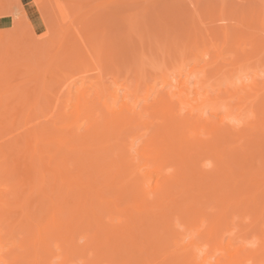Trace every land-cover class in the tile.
Listing matches in <instances>:
<instances>
[{"label": "bare ground", "instance_id": "1", "mask_svg": "<svg viewBox=\"0 0 264 264\" xmlns=\"http://www.w3.org/2000/svg\"><path fill=\"white\" fill-rule=\"evenodd\" d=\"M6 1V0H5ZM18 1V0H17ZM57 1V0H55ZM248 1V0H247ZM9 2V1H8ZM58 2V1H57ZM75 2V1H74ZM114 2V1H113ZM244 2H246L244 0ZM42 3V1H41ZM44 3V2H43ZM47 3V1L45 2ZM44 3V4H45ZM52 3V2H51ZM19 4L18 2L16 3V5ZM43 4V5H44ZM50 4V3H49ZM48 4V5H49ZM59 4V3H58ZM62 4V3H60ZM65 4V3H64ZM37 5V4H36ZM47 5V4H46ZM56 5V4H55ZM66 5V4H65ZM64 5V6H65ZM74 5V4H72ZM78 5H81V4H78ZM40 6V5H39ZM45 6V5H44ZM43 6V7H44ZM52 6V5H51ZM57 6V5H56ZM67 6V5H66ZM20 7V6H19ZM17 7V8H19ZM38 7V5H37ZM76 7V6H75ZM103 7V6H102ZM9 8V7H8ZM21 8V7H20ZM39 8V7H38ZM49 8V6H48ZM58 8V6H57ZM84 8V7H83ZM195 8H197L195 6ZM199 8V7H198ZM64 9V8H63ZM74 9V8H73ZM13 10V9H12ZM55 10V9H54ZM72 10V9H71ZM95 10V9H94ZM195 10V9H194ZM46 11V10H45ZM65 11V10H63ZM70 11V10H69ZM98 11V10H96ZM25 12V11H24ZM40 12V11H39ZM49 12V11H48ZM138 12V11H136ZM146 12V11H145ZM198 12V11H197ZM256 12V11H255ZM1 13V12H0ZM47 13V12H46ZM54 13V12H53ZM66 13V11H65ZM69 13V12H68ZM85 13H88V12H85ZM83 14L82 16L86 15L88 17L87 14ZM92 13V12H91ZM95 13V12H93ZM97 13V12H96ZM95 13V14H96ZM131 13V12H130ZM223 13V12H222ZM14 14V13H13ZM103 15L102 13H98L99 16ZM139 16L140 15V12L138 13ZM137 14V15H138ZM173 14V13H172ZM220 14V13H219ZM245 14V13H244ZM255 14V13H254ZM9 15V14H8ZM48 15V14H47ZM70 15V14H69ZM106 15V14H105ZM171 15V14H170ZM177 15V14H176ZM196 15V14H195ZM218 15V14H216ZM80 15V17H82ZM93 16H95L93 14ZM130 15H128L129 17ZM143 16V15H142ZM141 16V17H142ZM148 16V15H147ZM167 16V15H165ZM174 16V14H173ZM255 16V15H254ZM14 17V16H13ZM56 17V16H55ZM60 17V16H58ZM78 17V16H77ZM90 17V16H89ZM105 17V16H104ZM107 17V16H106ZM127 17V16H126ZM126 17H124V20H130L129 18L126 19ZM131 17V16H130ZM134 15H132L131 19L135 20L134 18ZM170 17V16H169ZM178 17V16H176ZM194 17V16H193ZM197 17V16H196ZM218 17V16H217ZM27 18V17H26ZM25 18V19H26ZM43 18V17H42ZM84 18V17H82ZM97 18V17H96ZM99 18V17H98ZM97 18V19H98ZM136 18V17H135ZM146 18V17H144ZM155 18V17H154ZM158 18V17H157ZM161 18V16H160ZM172 18V17H170ZM213 20H214V17H212ZM219 18V17H218ZM222 18V17H221ZM244 18V17H243ZM247 18V17H246ZM255 18V17H254ZM67 19V18H66ZM78 19V18H76ZM81 19V18H80ZM93 19V18H92ZM156 19V18H155ZM195 19L192 18V20ZM198 19V18H197ZM224 19V17H223ZM264 19V18H263ZM13 20H15L13 18ZM17 20V19H16ZM54 20V19H53ZM74 20V19H73ZM72 20V21H73ZM91 20V19H90ZM106 20V19H105ZM132 20V21H133ZM149 20V19H148ZM151 20V19H150ZM149 20V21H150ZM172 20H176L172 18ZM210 20V19H209ZM20 21V20H18ZM24 21V20H23ZM47 21V20H46ZM59 21V20H58ZM57 21V22H58ZM61 21V20H60ZM92 21V20H91ZM96 21V20H95ZM148 21V22H149ZM168 21V19L166 20ZM170 21V20H169ZM177 21V20H176ZM202 21V20H201ZM216 21V19H215ZM221 21V20H220ZM246 21V20H245ZM261 21V20H260ZM70 22V21H69ZM81 22V21H80ZM83 22V21H82ZM86 22V21H85ZM94 22V21H93ZM127 22V21H126ZM130 22V21H129ZM127 22V23H129ZM137 22V21H136ZM153 22H154V19H153ZM178 22V21H177ZM185 22H189V21H185ZM191 22V21H190ZM213 22V21H212ZM219 22L216 21L214 23H217ZM243 22V21H242ZM255 22V21H253ZM262 22V21H261ZM73 25L75 24V22H71ZM88 23V22H87ZM97 23H101V22H98ZM132 23V22H130ZM141 23V22H140ZM143 23V22H142ZM156 23H158L156 21ZM212 23V25H217V24H214ZM224 23V22H223ZM222 22H220V24H222L221 26L224 28V24ZM48 24V23H47ZM50 24V23H49ZM70 24V25H72ZM104 24V23H103ZM122 24V23H121ZM134 24V23H133ZM166 24V23H165ZM173 24V23H172ZM176 24V23H174ZM200 24V23H199ZM206 24H208V22H206ZM226 24V22H225ZM258 24L259 21H258ZM264 24V23H263ZM24 25V24H23ZM56 25V24H55ZM60 25V23L58 24ZM63 25V23H62ZM66 26V24H64ZM87 25V24H86ZM106 25V24H105ZM124 25V24H123ZM157 25V24H156ZM189 25V24H188ZM198 25V23H197ZM250 25V24H249ZM22 26V25H21ZM31 26V24L29 25ZM67 26H69V23L67 24ZM76 26V25H74ZM104 26V25H103ZM109 26H111L109 24ZM107 26V27H109ZM113 26V25H112ZM154 26V25H153ZM167 26V25H166ZM169 26V24H168ZM187 26V25H186ZM195 27V25H193ZM220 26V25H219ZM228 26V25H227ZM253 26V25H252ZM261 26V25H260ZM260 26H258V30L260 28ZM14 27V26H13ZM48 27V26H47ZM46 27V28H47ZM53 27V26H52ZM59 27V26H58ZM73 27V26H72ZM84 27V26H83ZM89 28V25L87 26ZM91 27V26H90ZM97 27V26H96ZM102 26H99L98 24V28H100ZM106 27V26H105ZM122 27V26H121ZM126 27V26H125ZM124 27V28H125ZM152 27V26H150ZM158 27V26H157ZM174 27V26H173ZM185 27V26H183ZM203 27V26H202ZM245 27V25H244ZM251 27V25L249 26ZM263 29H264V26H262ZM64 28V27H62ZM78 28L77 30L80 31V27H77ZM86 27H84V30H85ZM103 28V27H102ZM111 28V27H110ZM109 28V29H110ZM206 28V27H205ZM217 29V27H215ZM221 28V27H220ZM226 28V27H225ZM69 29V28H68ZM75 29V28H74ZM82 29V28H81ZM108 29V28H106ZM121 29V28H119ZM127 29V28H126ZM140 29V28H139ZM150 29V28H149ZM152 29V28H151ZM186 29V28H185ZM195 29V28H194ZM198 29V27H197ZM204 29V28H203ZM211 28L209 29H206V30H210ZM47 30V29H46ZM64 30V29H63ZM62 30V31H63ZM91 30V29H89ZM96 30H98L96 28ZM115 30V29H114ZM156 30V28H155ZM170 30V29H169ZM191 30V29H190ZM212 30V29H211ZM218 30V29H217ZM220 30V29H219ZM218 30V31H219ZM257 30V29H256ZM50 31V30H49ZM61 31V32H62ZM82 31V30H81ZM100 32V30H98ZM110 31V30H109ZM125 31V30H124ZM132 31V29L130 30ZM137 31V30H136ZM142 31V30H141ZM148 31V30H147ZM184 31V30H183ZM182 31V32H183ZM202 31V30H201ZM224 32H226V29L225 30H222ZM53 32V31H52ZM51 32V33H52ZM58 32V31H57ZM87 32L88 29H87ZM144 32V31H143ZM146 32V31H145ZM149 32V31H148ZM147 32V33H148ZM168 32V31H166ZM197 32V30H196ZM204 32V31H203ZM242 32V31H241ZM257 32V31H255ZM55 33V32H54ZM60 33V32H59ZM80 33V32H79ZM91 33V32H90ZM96 33V32H95ZM124 33V32H123ZM152 33V32H151ZM163 33V32H162ZM192 33V32H191ZM195 33V31H194ZM213 33V32H212ZM212 33L209 32V34L211 35ZM216 33V32H215ZM214 33V34H215ZM219 33V32H217ZM228 33V30L227 32ZM254 33V32H253ZM257 33L260 34V32L258 31ZM57 35V33H55ZM68 34V32H67ZM66 34V36H68ZM72 34V33H71ZM83 34V32H82ZM103 34V33H102ZM146 34V33H145ZM181 34V33H180ZM186 34V33H185ZM189 34V32L187 33ZM198 34V33H197ZM205 34H206V31H205ZM208 34V35H209ZM213 34V35H214ZM223 34V33H222ZM225 34V33H224ZM231 34V33H230ZM239 34V33H238ZM48 35L50 36V34L48 33ZM55 35V36H56ZM64 35V34H63ZM75 35V34H74ZM72 34V37L74 36ZM87 35V34H86ZM89 35V34H88ZM87 35V36H88ZM94 35V34H93ZM99 35V34H98ZM157 35V33H156ZM176 35V34H175ZM196 35V33H195ZM199 35V34H198ZM202 36H206V35H203V33L201 34ZM212 35V36H213ZM233 35V34H232ZM256 35V34H255ZM261 35V34H260ZM14 36V35H13ZM71 36V35H70ZM100 36V35H99ZM190 36V35H189ZM215 36V35H214ZM225 40L228 42V40L230 39V42H231V39L233 41V38H236L235 36L232 38L230 36V38L228 39L229 37V33L228 34H225ZM228 36V37H227ZM258 36V35H257ZM61 37V35H60ZM71 37V38H72ZM82 39H83V36L81 35ZM85 37V36H84ZM117 37V36H116ZM159 37V35L157 36ZM175 37V36H174ZM183 37V36H182ZM185 37V36H184ZM188 37V36H187ZM198 37V36H197ZM208 37V36H207ZM207 37H203V38H207ZM220 37V36H219ZM255 37V36H254ZM259 37L261 36H258V39ZM16 38V37H15ZM46 38V37H44ZM63 38V37H62ZM66 37L64 36L63 40L65 39ZM69 38V36H68ZM97 38V37H96ZM121 38V36H120ZM119 38V39H120ZM195 38V37H194ZM194 38H191V39H194ZM201 38V37H200ZM256 38V37H255ZM74 39V38H73ZM185 39V38H184ZM224 39V38H223ZM251 41L253 38H250ZM249 39V40H250ZM261 40H263L262 38H260ZM15 40V39H14ZM40 40V39H39ZM51 40V39H50ZM54 40V39H53ZM60 40V39H59ZM62 40V41H63ZM67 40V39H66ZM65 40V41H66ZM72 40V39H71ZM70 40V41H71ZM84 40V39H83ZM90 40V39H89ZM97 40V39H96ZM95 40V41H96ZM113 40V39H112ZM121 40V39H120ZM145 40V39H144ZM186 40V39H185ZM189 40V39H187ZM224 40V42H225ZM58 42V38L56 40ZM70 41H68L67 43H69ZM78 41V40H77ZM87 40H85L86 42ZM91 41V40H90ZM126 41V40H125ZM137 41V40H136ZM140 41L142 42V40L140 39ZM171 41V39H170ZM177 41V40H176ZM184 41V40H183ZM197 41V40H196ZM204 41V40H203ZM206 41V40H205ZM204 41V42H205ZM239 41V40H237ZM240 41H243L242 39H240ZM245 41V40H244ZM251 41H247V42H251ZM254 42L256 40H253ZM32 42V41H31ZM80 42V41H79ZM92 42V41H91ZM101 42V41H100ZM106 42V41H104ZM116 42V41H115ZM130 42V41H129ZM135 42V41H134ZM146 42V41H145ZM180 42V41H178ZM198 42V41H197ZM200 42V41H199ZM203 42V43H204ZM207 42V41H206ZM229 42V43H230ZM247 42L245 41V43L247 44ZM260 41H257V43L259 44V46L261 45L259 43ZM263 42V41H261ZM55 43V42H54ZM62 43V42H61ZM76 43V42H75ZM89 43V42H88ZM94 43V42H93ZM108 43V42H107ZM111 43V42H110ZM119 43V42H118ZM151 43V42H150ZM154 43V42H153ZM161 43V42H160ZM169 43V41H168ZM174 43V42H173ZM185 43V42H184ZM184 43L181 42V44L183 45ZM191 43V42H189ZM226 43V42H225ZM244 43V44H245ZM256 43V42H255ZM254 43V44H255ZM40 44V42H39ZM59 45V49L58 47L56 46L54 52L57 53V51H60V46H62L61 48L63 49V45L66 44L64 41L62 44L58 43ZM96 44V42L94 43ZM98 44V43H97ZM100 44V43H99ZM138 44V43H137ZM152 44V43H151ZM179 45L177 46L178 47V51L180 52V50H182V47H181V44L178 43ZM198 44V43H197ZM14 45V44H13ZM35 45V44H34ZM43 45V44H42ZM69 45V44H68ZM111 45V44H110ZM109 45V46H110ZM117 45V44H116ZM121 45V44H120ZM118 45V49L123 45ZM129 45V44H128ZM156 45V44H155ZM160 45V44H159ZM164 45V44H162ZM166 45V44H165ZM186 45V43H185ZM190 45V44H189ZM224 45V43H223ZM252 45V44H251ZM257 45V44H256ZM53 46V45H52ZM51 46V47H52ZM66 46L65 49H67V44L64 45ZM90 46V45H89ZM96 46V45H95ZM101 46V45H100ZM105 46V45H104ZM120 46V47H119ZM154 46V45H153ZM158 46V45H157ZM184 46V45H183ZM226 46H228L226 44ZM246 46V45H245ZM253 46V45H252ZM262 46V45H261ZM260 46V47H261ZM15 47V46H14ZM21 47V46H19ZM32 47V45L30 46V48ZM34 47V46H33ZM37 47V45H36ZM44 47V45H43ZM70 47V46H69ZM68 47V49H69ZM72 47V46H71ZM76 47H78V44L76 45ZM88 47V46H87ZM98 47V46H97ZM121 47V48H122ZM166 47V46H165ZM181 47V49L179 48ZM185 47V46H184ZM187 47V46H186ZM254 47H258V46H254ZM253 47V48H254ZM29 48V50H30ZM72 48H75V47H72ZM105 48V50L108 48V46L106 47H103ZM112 48V46H111ZM131 48V47H130ZM206 49L201 53L200 51L197 52V54L194 55V61L192 60L193 58L190 59V62L192 60V62L195 63V61H197L198 63L199 60L201 59H206L207 58V55H209V52H210V48L208 47H205ZM251 48V46H250ZM252 48V49H253ZM1 49V48H0ZM15 49V48H14ZM20 49V48H19ZM32 49V48H31ZM34 52L39 51V50H44L40 44V47L38 46L37 49H35V47L33 48ZM50 49H54L53 48H50ZM61 49V50H62ZM64 49V50H65ZM66 50L64 52V54H61V53H57L55 54L54 57H51L48 59L49 61V66H48V63L47 66H48V70H50V67H52L55 62L59 64V68H58V65H57V68L61 71L63 70L62 68L65 67L66 62L68 63L70 57V54L68 52H70V49L69 50ZM110 49V48H108ZM107 49V50H108ZM146 49V48H145ZM162 50V48H160ZM166 49V48H165ZM186 49V48H185ZM248 48H246L247 50ZM255 49V48H254ZM253 49V50H254ZM89 50V49H88ZM93 50V49H92ZM104 50V51H105ZM130 50V49H129ZM143 47H141V51H143ZM156 50V49H155ZM188 50V48H187ZM186 50V51H187ZM194 50V49H193ZM245 51V48L243 49ZM262 50V49H261ZM7 51V50H6ZM21 51V50H20ZM33 51L30 50V53L29 55L31 56L32 54H34V56L32 55L33 59H35V55L36 53H34ZM72 51V50H71ZM79 51V50H77ZM82 51V50H81ZM90 51V50H89ZM103 51V52H104ZM175 51V50H174ZM185 51V50H184ZM250 51V49H249ZM247 51V52H249ZM33 52V53H32ZM74 52V51H73ZM80 52V51H79ZM91 52V51H90ZM89 52V53H90ZM132 52V51H131ZM158 52V50H157ZM163 52V51H162ZM162 52H159V55L162 53ZM165 52V51H164ZM168 52V51H167ZM193 52V51H192ZM191 52V53H192ZM255 52V51H253ZM264 52V50H263ZM5 53V52H4ZM11 53V52H10ZM9 53V55H10ZM32 53V54H31ZM84 53V52H83ZM95 53V52H93ZM91 53L93 56H96L95 54ZM100 53V52H99ZM128 53V52H127ZM130 53V52H129ZM133 53V52H132ZM175 53H177V51H175ZM200 53V54H199ZM243 53V52H241ZM245 53V52H244ZM3 55V53H1ZM6 54H8V52H6ZM5 54V55H6ZM12 54V53H11ZM27 54V53H26ZM40 55L36 56L38 59H40L39 57H41V53L39 52ZM46 54V53H45ZM61 54V55H60ZM81 54V53H80ZM106 53H104L105 55ZM109 54H110V51H109ZM114 54V53H113ZM135 54V53H134ZM143 57L145 56V60H146V55L147 53H142ZM154 54V53H153ZM163 54V53H162ZM170 54V53H169ZM169 54H168V57H169ZM182 54V51L181 53H178V55ZM249 54V53H248ZM252 54V53H251ZM4 55V58H6V56ZM44 55V54H43ZM49 55V54H47ZM51 55V54H50ZM103 55V56H104ZM128 55V54H127ZM174 55V54H173ZM189 55V54H188ZM222 55V54H221ZM245 55V54H244ZM254 55V54H252ZM8 56V55H7ZM12 56V55H11ZM46 56V55H45ZM80 56V55H79ZM99 55H97L98 57ZM102 56V55H101ZM109 56V55H108ZM115 56V54H114ZM165 56V55H164ZM171 56V55H170ZM182 56V57H181ZM180 56V59L182 58V60H187V56L185 55V52ZM193 56V55H192ZM256 56V55H255ZM260 56V55H259ZM9 57V56H8ZM27 57V56H26ZM31 57V58H32ZM84 57V56H83ZM87 57V56H86ZM92 57V56H91ZM95 57V58H97ZM179 57V56H178ZM185 57V59H184ZM226 57H229V56H226ZM225 57V58H226ZM251 57V56H250ZM254 57V56H253ZM258 57V56H256ZM2 57V60L4 59ZM11 58H15L14 56H12ZM119 58V57H118ZM154 58V57H153ZM163 58V57H162ZM171 58V57H170ZM237 57H235L234 59L236 60ZM245 58V57H244ZM249 58V56H248ZM259 59H257L258 61L261 60L262 58L261 57H258ZM1 59V58H0ZM9 60V63L11 62V64L14 63V61L16 62V59L15 60H12L10 58H8ZM33 59H30L29 60H33ZM79 59V57H78ZM81 59V58H80ZM79 59V60H80ZM85 59V58H84ZM100 59V58H99ZM111 59V58H110ZM151 59V58H150ZM256 59V58H255ZM45 60V59H44ZM51 60V61H50ZM68 60V61H67ZM71 60V59H70ZM73 60V58H72ZM78 60V61H79ZM90 60V59H89ZM97 60V59H96ZM125 60V58H124ZM181 60V61H182ZM207 60V59H206ZM233 60V58L231 59ZM242 60V58H241ZM247 60V58H246ZM250 60V59H249ZM252 60V59H251ZM5 61V65L4 67V70H7V67L6 66H9L10 65H6L7 64V61ZM28 61V60H27ZM26 61V62H27ZM36 61V60H35ZM58 61V62H57ZM76 60V62L78 63L79 65V62ZM83 61V59L81 60ZM91 61V60H90ZM95 61V59H94ZM98 61V60H97ZM110 60H108L109 62ZM135 61V59L133 60ZM189 61V58L188 60ZM187 61H183L181 64V66L179 65V68L178 66L175 68L176 71H177V68H178V71L180 72L179 74L183 75L184 74V79H183V76L180 75L181 80H176L172 79V82L170 81L169 79V75L165 76L163 81L165 84H172L173 87H174V90H176V92H178L177 95L178 97H176V99L179 101L180 104L178 105H182V107H185L187 108V111L186 112H189L188 109L190 110V112H193V113H197L198 112H202L203 108L207 106V104H210L211 107L213 108V111L215 112H219V111H223L225 109H227V112L228 114L233 117V122H237L236 120H238L242 113L244 116H242V124H244L247 120V124H249V127L246 126L244 124V127H248L247 130H246V137L250 136L249 134H251V138H252V135L254 137V133L259 130L258 133H260L258 135V133L256 132L255 135L257 134V137L258 140L260 138H262L261 140H256V139H251L249 140V137L247 140V142H249V144H251V146L255 145V150L249 145L247 147H251V151L248 150L245 148L244 150H242L241 152V149H239L240 147H243L244 146H240L239 145H236L235 143V146H232V147H228V151H230V155L228 153L227 150H225V146L226 143L228 140H230V138H232L230 135H231V132L233 133L234 131H231L228 133V130H225V125L226 124H222L220 121V123L218 121H216L220 126V124H222L224 126V130H220L217 129V131H215L216 133H219L218 135H220V139L218 138V136L216 138L215 141L213 139V141L215 143H213L211 140V137H210V143L212 144H209L208 142L205 143L204 141V144L203 142H193V143H189L188 142V138L185 133L187 134L188 131H194V130H189L192 128L193 124H191V120H190V123H189V118L187 119V117H185V121H179L178 118H177V115H176V112H175V105L173 104L174 102H176V100L173 102L171 100V102L168 100L166 101L165 98L162 99V100H165L166 102H159L160 106L158 107V109H160V111H158V109L156 108V106H154L155 109H151L149 112H147V107H146V104H145V107L146 109L144 108V110L142 112H139L137 115L134 114V112L131 111V115H130V112H128L127 110V106L125 104H123L122 102V107L118 108L119 111H118V115L117 116H114L113 113L117 112H112L110 111V114H102L101 112V109L98 108L94 103L93 101H91V95L92 94H88V93H84V94H80L78 95V92L77 94L75 93H72L71 89L69 88L68 86V89L70 90L68 92L67 90V94H69V96H65L66 99L64 98V102H61L60 100V97H57V96H54L53 92L47 90L49 86V84H47V82H51V81H48L45 82V78L46 76H44L43 74H48V70L46 69L47 73H44L46 72L45 70H43L44 66L46 65L45 63L43 62H40V60L36 61V62H39V67H36L33 68L31 65V62L27 65H25L26 67H29L30 69L29 70H33L35 72V74L31 73L30 74L33 76L31 78V75L29 76L31 80H29L28 78V82H26V84L30 83L32 84L33 82V79L35 78L36 76V79H34V82H39L41 83L40 85H42V82L41 80L44 78V81H43V85L45 83V86L42 85L41 86H37L39 85V83H35L34 86H31L30 89H24L22 92L19 90L16 91L18 93H16L15 91L11 90L10 91V87L5 85V81L3 82V79H1L2 77L0 76V85L3 87H5L4 91L3 89L0 90V137H2L3 133V137L6 139V137L8 138L9 135L5 136V133H7V131L10 133L14 131L15 132H18V130H20V134L24 133L23 135V138L19 137L18 135V138L17 136H15L16 134L14 133H9L10 135L14 134L13 138H10L8 140H5V141H2L4 138H0L1 140V143H0V231L4 232V231H7V232H4V235L5 237H1L2 239L5 238V240L7 241V243H10V244H15V241H12V242H8V241H11L13 240L14 238L16 239L18 237V235L16 236V233L18 234L19 232L20 233H25V236L23 237L24 239H20L21 237H18L21 241H23L24 243L27 242L29 245V248L25 250V253L24 251H22V253L18 254V253H14L12 251L7 250L8 248V245H3L0 244V262H2V264H51L49 259H52V257L54 256V258L57 259V256L59 258L60 255H62L61 253H63V251L66 252V258H64V255L63 254L62 256V260L63 258L64 259H67L68 260V256L70 255V253H72L73 250L77 249V243H76V237H77V234L79 232H83V231H89L88 233V239L89 240V244L87 246V244H85L86 246H83V245H80L82 247H85V250H86V247H87V250L86 251H93L92 248H94V250L96 248H101L99 251L100 252H103L101 256H108L111 257L110 260H112V263L114 264H146L148 261V259L146 258V254H151L153 253V255H157L159 256V262L155 263V264H211L210 262L212 261L213 258H216V256L218 255L217 253L219 252V254L222 253L223 258H220L218 259V261L215 263V264H264V196L261 195L260 192H258V196L259 198L257 199V194H253L255 192H257L258 190H256V187L260 186L262 187L264 185V160H262L259 164V162H257V159L260 157H258V154L259 156L261 155H264L262 154L261 152H263V150L261 151L260 149L263 148H260L261 147V144L263 143L262 141L264 140V119H263V116L261 118V116H259V120L257 119V114L256 112V103L257 102L256 100H260L259 98V95L257 93H254V98L250 97V93H252L254 91V89H257L260 88L261 91L264 92V81L263 83L261 84V82L258 81V79L260 78H255L257 81H253L251 82H248L249 84H252L249 86V84H246L243 82V86L242 85H238V77L240 75H238V73H236L238 76H237V84L236 82H233L234 79H235V76H233V80L232 78L230 80H227V86L228 84L230 86H232L231 88H234V91L230 93L228 87H226L228 90L226 91H229L227 94L230 95L228 98H223L225 96H222V97H217L218 98H215L214 99V96L212 99H210L212 96H209L207 97L206 96V99H203V98H198L196 96V94H193L192 93V90L189 91V88L187 90L184 89L187 84V86L189 85L190 83V80L193 76V74H195L196 72L198 71H203L206 70L207 68L210 67V69L212 68L213 70V64L206 67V69H191L190 71L186 72L185 71H182L184 69V67L186 66V64H188L189 62ZM202 61V60H201ZM223 61V60H222ZM226 61V60H225ZM239 61V60H238ZM248 61V60H247ZM257 61V62H258ZM35 62V63H36ZM87 62V61H86ZM85 62V64H86ZM93 62V61H92ZM96 62V61H95ZM100 62V60L98 61ZM107 62V60H106ZM140 62V61H139ZM138 62V64H139ZM180 62V60H179ZM186 62V63H185ZM218 62V61H217ZM216 62V63H217ZM237 62V61H236ZM235 62V63H236ZM248 62H251V61H248ZM254 62V61H253ZM256 62V63H257ZM262 62V61H261ZM8 63V64H9ZM40 63H43V64H40ZM65 63V64H64ZM70 63V62H69ZM75 64V62H73ZM136 63V62H135ZM148 63V62H147ZM150 63V62H149ZM152 63H155V62H152ZM185 63V64H184ZM197 63V64H198ZM215 63V64H216ZM238 63V62H237ZM255 63V62H254ZM253 63V65H254ZM255 63V64H256ZM260 63V61H259ZM81 64V63H80ZM102 64V63H101ZM129 64V63H128ZM133 64V63H132ZM151 64V63H150ZM179 64V63H178ZM214 64V65H215ZM224 64V63H223ZM228 64V63H227ZM250 64L251 66V63H248ZM262 64V63H260ZM263 64H264V61H263ZM23 65V64H22ZM41 65V66H40ZM56 65V64H55ZM87 65V64H86ZM94 65V64H93ZM96 65V64H95ZM177 65V64H175ZM199 65V64H198ZM222 66V64H220ZM230 65V64H229ZM228 65V66H229ZM233 65V63H232ZM246 65V63H245ZM244 65V66H245ZM259 65V64H258ZM12 66V65H11ZM17 66V65H16ZM20 66V65H19ZM31 66V67H30ZM63 66V67H62ZM70 66V65H69ZM68 66V67H69ZM75 66V65H74ZM81 66V65H80ZM249 65H247L248 67ZM262 66V65H261ZM259 66V68H263ZM35 67V66H34ZM41 67V68H40ZM43 67V68H42ZM46 67V66H45ZM55 67V66H54ZM52 67V68H54ZM73 67V66H72ZM84 67V66H83ZM140 67V66H139ZM215 67H217L215 65ZM219 67V66H218ZM231 67V66H230ZM241 67V66H240ZM256 67V66H255ZM51 68V69H52ZM96 68V67H95ZM131 68V67H130ZM133 68H134V65H133ZM204 68V67H202ZM229 68V67H228ZM252 68V66H251ZM28 69V68H27ZM39 69V70H38ZM65 69V68H64ZM77 69V68H76ZM90 69V68H89ZM99 69V68H98ZM209 69V70H210ZM216 69V68H215ZM214 69V71H215ZM223 69H225L223 67ZM227 69V68H226ZM237 69L234 67V70ZM239 69V68H238ZM249 69V68H248ZM247 69V73H248V70ZM254 69V68H253ZM252 69V71H253ZM42 70V72H41ZM54 69H52L53 71ZM81 70V69H80ZM101 70V68L99 69ZM132 70V69H131ZM211 70V72H212ZM229 69H227L228 71ZM232 70V69H231ZM230 70V72H231ZM233 70V71H234ZM241 70V68H240ZM2 71V70H1ZM0 71V72H1ZM9 71V70H7ZM27 71V70H25ZM38 73H37V72ZM52 71H50V73H52ZM64 71V70H63ZM68 71V70H67ZM82 71V70H81ZM175 71V72H176ZM177 71V72H178ZM218 71V70H216ZM222 71V72H221ZM221 71H219L221 74V76L219 77H222V75L226 74V71L224 73V70H222L221 68ZM237 71V70H236ZM239 71V70H238ZM251 71V69H250ZM261 71V70H260ZM263 71V69H262ZM259 72V73H262ZM139 72V71H138ZM203 72H200V73H203ZM229 72V71H228ZM257 72H256V76H259V74L257 75ZM42 73V74H41ZM55 73V71L53 72ZM61 73V72H60ZM65 74L66 76H62L65 80L68 79V74L67 72H62L61 74ZM70 73V72H68ZM141 73V72H139ZM138 73V74H139ZM209 73V72H208ZM207 73V74H208ZM213 73V72H212ZM218 73V74H220ZM245 72V74H247ZM39 74V75H37ZM167 73H164L163 75H165ZM199 74V73H197ZM230 75L231 74H234L236 75L235 73L231 72L229 73ZM242 74V72H241ZM201 75V74H199ZM198 75V76H199ZM214 75H215V72H214ZM243 75V74H242ZM253 75H255L253 73ZM252 75V78L254 79ZM262 75V74H261ZM42 76V77H41ZM54 78H57V76L55 77V75L53 74L52 75ZM70 76V75H69ZM197 76V75H196ZM227 76V75H226ZM231 76V77H232ZM249 76V75H247ZM263 76V75H262ZM40 78V80L38 78ZM49 77V76H48ZM202 81H198L199 79L196 78L197 80V83H196V89L198 90L199 87L201 88H207L208 84H211L212 85V81L210 80H207L208 78H210V76H208V78H204V77H207L202 75ZM215 77V76H213ZM219 77L217 78L216 81H218ZM174 78V77H173ZM198 78H201V77H198ZM229 79V77H225V80L226 79ZM244 78V77H243ZM243 78H240V79H243ZM246 78H249V77H246ZM264 78V76H263ZM52 79L49 78V80ZM193 79V78H192ZM101 80V79H100ZM220 80H222L220 78ZM219 80V81H220ZM225 80L223 79V82H225ZM244 80V79H243ZM31 81V82H29ZM55 81L57 82V80L55 79ZM58 81H62L63 82V79H59ZM68 81V80H67ZM126 83L123 84V87L127 89V91H132V89L134 88L133 87V84L131 85L133 88L131 89V86H130V83L127 82V80H125ZM66 82V81H64ZM102 81H100L101 83ZM133 82V81H132ZM221 82V81H220ZM222 82V84H224ZM240 82V81H239ZM4 83V84H3ZM9 82H7L8 84ZM58 83V82H57ZM97 83L99 84L98 80H97ZM128 83V85H127ZM242 83V82H241ZM3 84V85H2ZM48 86H47V85ZM61 84V82L59 83ZM61 87V85H63V83L61 85H59ZM95 84V83H94ZM103 84V83H102ZM99 85V86H102ZM106 84V83H105ZM216 84V83H215ZM221 84V85H222ZM37 87H36V86ZM109 85V84H108ZM226 85V84H225ZM245 85V86H244ZM11 86V85H10ZM57 86V87H58ZM65 86V84H64ZM97 86V87H99ZM105 86V85H104ZM136 86V84H135ZM138 86V85H137ZM207 86V87H206ZM216 86L218 87V89H224L222 88V86H219L216 84ZM241 86V88H239ZM8 87V88H7ZM15 87V86H14ZM33 87V89H31ZM108 87V86H107ZM128 87V88H127ZM130 87V89H129ZM220 87V88H219ZM243 87V88H242ZM247 90H250L251 89L253 90L252 92L248 93L249 91L246 92V89ZM1 88V87H0ZM25 88V87H24ZM72 88V87H71ZM225 88V89H226ZM230 88V89H231ZM109 91L107 92L111 97L114 99V102L116 103V101L118 102V100H121V96H120V93H119V90L118 89H110L108 88ZM107 89V90H108ZM195 89V87H194ZM220 89V91H221ZM239 89H242L239 90ZM39 90V91H38ZM60 90V89H59ZM61 90L62 87H61ZM60 90V91H61ZM103 90V88H102ZM59 91V92H60ZM130 91V92H131ZM135 88H134V91L135 92ZM241 91V93H240ZM257 91V90H256ZM5 92V93H4ZM15 92V93H14ZM39 92H40V95H41V92L43 93V95H41V97H45L48 99V98H51L49 99L48 101H45L46 103H43V105L40 104L41 102V99H40V95H39ZM59 92H56L57 94ZM76 92V91H75ZM103 92V91H102ZM105 92V91H104ZM129 92V93H130ZM159 92V91H158ZM161 92V91H160ZM175 92V93H176ZM224 92V90L222 91ZM221 92V93H222ZM101 93V91H100ZM174 93V92H172ZM171 93V94H172ZM262 93V92H261ZM50 97V95H52ZM105 94V93H104ZM131 94V93H130ZM223 94V93H222ZM249 94V96H248ZM45 95V96H44ZM78 95V96H77ZM103 95V94H102ZM134 95V94H133ZM161 95V94H160ZM163 95V94H162ZM221 95V94H220ZM226 95V96H228ZM247 95L248 98L244 100H241L240 98V101L242 103L239 102V97H242V96H245ZM107 95L105 94L104 95V98L106 97ZM173 96V95H172ZM246 96V97H247ZM253 96V95H252ZM262 96V95H261ZM264 96V95H263ZM53 97H57L54 100ZM62 97V96H61ZM249 97H250V100H249ZM101 97H98V100L99 102L101 101L100 99ZM109 98V99H111ZM129 98V97H128ZM155 98H157L155 96ZM161 98V97H160ZM174 98V97H172ZM236 98V99H235ZM238 98V99H237ZM263 98V97H262ZM46 99V100H47ZM103 99V98H102ZM106 99V98H105ZM105 103H103V108H110L113 110V108H111L112 106L109 105V101L108 99H106ZM168 99V98H167ZM171 99V98H170ZM238 100V103L240 104H243L244 102L247 103V101L250 102V105H248V103L245 105L244 103V107H240L236 110L239 112V116L236 114H234V111H232V106L235 107L236 104H232L231 101L234 103L235 100ZM161 100V99H160ZM263 100V99H262ZM124 101V100H122ZM126 101H128L126 99ZM147 101V100H146ZM149 101V100H148ZM177 101V102H178ZM244 101V102H243ZM261 101V100H260ZM168 102V103H167ZM264 102V101H263ZM61 103V104H60ZM125 103V101H124ZM151 103V102H150ZM237 103V104H238ZM262 103V102H261ZM46 104V105H45ZM53 104V105H52ZM64 105V108L62 107ZM149 104V103H147ZM155 104V103H153ZM158 104V105H159ZM151 105V104H150ZM214 105V106H213ZM216 105V106H215ZM248 105V106H247ZM23 106V107H22ZM50 106V107H49ZM62 109H59L61 108ZM116 106V105H115ZM113 105V107H115ZM264 107V103L263 105H261V107ZM28 107H29V110H28ZM52 107V108H51ZM181 107V106H179ZM238 107V106H237ZM50 108V110L48 109ZM108 108V110H110ZM117 108V106H116ZM129 108V107H128ZM150 108V107H149ZM152 108V107H151ZM178 108V107H177ZM222 108V109H220ZM25 109V112H27V114L24 112ZM27 109V111H26ZM52 109V110H51ZM59 109V110H58ZM71 110H74L72 112H69ZM207 109V108H206ZM220 109V110H219ZM235 108H233L234 110ZM260 109H264V108H260ZM46 110V111H45ZM49 110V113L46 114V112ZM61 110L63 112H61ZM135 110V109H134ZM141 110V109H140ZM146 110V112H145ZM178 110V109H177ZM23 111V112H22ZM45 111V112H44ZM51 111V112H50ZM60 111V113H59ZM136 111V110H135ZM183 111V110H182ZM207 111V110H206ZM264 111V110H263ZM43 112L42 114H39L38 113H41ZM58 112V113H57ZM112 112V113H111ZM138 112V111H137ZM160 113L158 115H161L160 116V119H158L159 121L162 119V121H160L161 125L156 128L152 127V125H154V120L152 121V119L154 117H152L151 119V114L152 115L154 113ZM180 112L177 111V113ZM185 112V113H186ZM242 112V113H241ZM9 113H10V116H9ZM20 113H21V116H20ZM46 115H45V114ZM59 115H57V114ZM133 113V115H132ZM136 113V112H135ZM144 113V114H143ZM203 113H204V110H203ZM22 114H25V115H22ZM181 114V113H180ZM207 114V113H206ZM212 114V113H210ZM225 114V112H224ZM8 115V116H7ZM46 116L45 117V120H43L44 122L42 121H37L38 119V116ZM149 115L150 117V120L147 118V116ZM194 115V114H193ZM201 115V114H200ZM208 115V114H207ZM205 115V116H207ZM217 115V114H216ZM264 115V114H263ZM22 116H24L25 118L23 119ZM114 116V117H113ZM186 116V115H184ZM187 116H191L189 113L187 114ZM210 116V115H209ZM208 116V117H209ZM214 116V114H213ZM257 116V117H256ZM21 117V119L19 118ZM35 117H37V119H35ZM155 117H156V114H155ZM159 117V116H158ZM192 117V116H191ZM196 117V116H195ZM195 117L193 119H195ZM214 117H217V116H214ZM239 117V118H238ZM247 117V118H246ZM32 118H33V121L34 119L37 121V123L35 124V122L33 123L32 121ZM43 118V117H42ZM181 118V117H180ZM200 118L203 119V117L200 116ZM225 118V116H224ZM237 118V119H236ZM241 118H240V121H241ZM246 118V119H245ZM261 118V119H260ZM21 122H23L22 120H24V122L22 124H19V120ZM44 119V118H43ZM148 119V120H147ZM197 119L199 120V118L197 117ZM195 119V120H197ZM218 119V118H217ZM223 119V118H222ZM221 119V120H222ZM235 119V120H234ZM245 119V120H244ZM257 119V120H255ZM12 120V121H11ZM158 120L155 119V121H157L156 123L159 124ZM197 120V121H198ZM206 121V119H204ZM209 120V118H208ZM216 120V119H215ZM11 121V122H10ZM19 121V122H18ZM200 121V120H199ZM199 121L197 122V125L196 123H194V126H195V129L196 127L198 126V123ZM203 121V122H205ZM210 121V120H209ZM226 121V120H225ZM239 121V122H240ZM18 122V124H16ZM20 122V123H21ZM31 122V123H30ZM46 122V123H45ZM153 122V123H152ZM193 122V121H192ZM196 122V121H194ZM227 122V121H226ZM244 122V123H243ZM50 123V124H49ZM215 123V122H214ZM25 124V125H24ZM49 124V125H48ZM205 124V123H204ZM210 124V123H209ZM237 124V123H236ZM242 124H238L237 125V129L238 132L236 131L235 135L237 134H243V132L245 131V129L243 131L239 130L238 128L242 125ZM251 124V125H250ZM17 125V126H16ZM21 125H24L22 129H24V132L21 131V128L17 129L18 126H21ZM140 125H143L144 127H148V132H142L141 133H138L135 131L133 132V128L135 129L136 127L138 128V126L140 127ZM188 125L190 126L191 125V128L189 127L188 128ZM228 125V124H227ZM230 125V124H229ZM228 125V128H232L234 130V127L236 126L234 124V127H232L233 123L230 125L229 127ZM240 125V126H239ZM202 126V124H201ZM200 126V127H201ZM204 126V125H203ZM216 126V125H215ZM16 127V128H14ZM144 127H141V128H144ZM154 129H152V128ZM204 127H207V126H204ZM203 127V130L205 129ZM242 127V126H241ZM240 127V129H241ZM84 128V129H83ZM136 128V129H137ZM188 128V129H187ZM199 128V127H198ZM227 128V129H228ZM250 128V129H249ZM252 128H258L256 131ZM15 129V130H14ZM154 131H152V130ZM194 129V127L192 128ZM200 129V128H199ZM202 129V128H201ZM207 129V128H206ZM214 129V127H213ZM252 129V130H251ZM4 130V131H3ZM6 130V131H5ZM13 130V131H12ZM81 130H83L81 132ZM85 130V131H84ZM143 130V129H142ZM146 130V131H147ZM187 130V132H186ZM198 130V129H197ZM216 130V129H215ZM251 130V131H250ZM254 130V131H253ZM3 131V133H2ZM149 131H152V134L149 132ZM202 130H200L201 132ZM208 131V130H207ZM211 131V129H210ZM241 131V132H239ZM250 131V132H248ZM139 132V131H138ZM190 132V133H191ZM209 132V131H208ZM18 133V134H19ZM132 133H135L132 135ZM194 133V132H192ZM211 133V132H210ZM209 133V134H210ZM227 133L229 134L227 136ZM249 133V134H248ZM2 134V135H1ZM19 134V135H20ZM137 134V135H136ZM141 134V135H140ZM189 134V133H188ZM204 134V132H203ZM241 134L240 139H242L244 136ZM245 134V132H244ZM139 136L141 137L143 140H142V145L135 149L134 152H131L129 151L130 153L128 154H125L124 156L126 157H122V153H121V156H119L120 158H122L123 160L122 161H117V163L115 162L117 156H118V153L114 154L115 155V159L114 161L112 162L111 160V164L110 161L108 162V164L106 165H112L113 163V167L114 165L116 164V167H118V171L116 173H114V175L110 176L109 173L111 172V170H107L106 169V165L103 164V162L108 159L107 157L109 156V154L111 155V153H115L117 151V149H122L123 148V140L124 138L126 137H130V142L132 141L133 139V142H134V139L135 137H132V136ZM200 135V134H199ZM202 135V134H201ZM205 135V134H204ZM234 135V133H233ZM232 135V136H233ZM126 136V137H125ZM243 136V137H242ZM191 137V136H190ZM229 137V139H228ZM242 137V138H241ZM245 137V138H246ZM16 138V139H15ZM21 138V139H19ZM138 138V137H137ZM197 138V137H196ZM235 138V137H234ZM237 138V137H236ZM127 139V138H126ZM128 139V140H129ZM146 139V141H145ZM197 139H200L199 137ZM208 139V138H207ZM206 139V141H207ZM193 140V139H192ZM233 140V142H236V140L234 141V139H231ZM230 140V141H231ZM238 140V139H237ZM12 141V142H11ZM137 141V140H136ZM239 141V140H238ZM241 141L243 140H240L239 143H241ZM244 143L247 144L246 142V139H244ZM256 141V142H255ZM260 141H261V144H260ZM129 142V144H130ZM141 142V141H140ZM139 142V143H140ZM251 142V143H250ZM122 143V145H121ZM127 143V142H126ZM132 143V142H131ZM238 143V142H237ZM242 143V144H244ZM257 144V149L256 148V144ZM133 144V143H132ZM128 145L130 146V148H132V145ZM197 144V145H196ZM199 144V146H198ZM224 144V145H222ZM232 144V143H231ZM193 145V146H192ZM245 145V144H244ZM122 146V148H121ZM128 146H126L124 144V147L125 148H129ZM197 149H200V147H203V148H208V151L209 150H215L214 153L212 151H209L211 154H213L214 156H216V159L217 160H220L219 162H214V156L213 158H210V160L208 159V157L206 158L209 163H208V166L210 168H212V171L210 168H208V166L206 167L204 165V159L201 160V166L204 165L206 167V169H210V171L212 173H210L209 171H204V168L202 172V169L200 171V169H197L198 166H200V164L198 165V161L197 162V159H198V155L199 153L201 154V151L199 153H195L196 151V148ZM199 148H198V147ZM207 146V147H206ZM221 146H223V149H220ZM239 147V148H238ZM129 148V149H130ZM210 148V149H209ZM240 150V154L237 152L234 153V151H239L238 149ZM128 149V150H129ZM133 149V148H132ZM130 149V150H132ZM186 150L188 151H194L192 153H190L189 155H187L186 153ZM190 149V150H189ZM202 149V148H201ZM124 150V149H123ZM247 150V151H246ZM122 151V150H121ZM125 151V150H124ZM133 151V150H132ZM203 151V149H202ZM20 152H21V156H23L22 154H24V159H21L22 157L20 156L18 158V156L20 155ZM102 152V153H100ZM110 152V153H109ZM226 152V153H225ZM233 152V153H232ZM247 152V153H246ZM99 153V154H98ZM207 153V152H206ZM209 153V154H210ZM232 153V154H231ZM98 154V155H97ZM208 154V156H209ZM225 154H227L225 156ZM233 154H237V156L233 155ZM107 155V157H106ZM113 155V154H112ZM128 155V156H127ZM234 159H233V157ZM17 156V157H16ZM188 156V157H187ZM202 156V155H201ZM204 156V155H203ZM14 157V158H13ZM210 157V156H209ZM227 157V158H226ZM235 157H239V161L235 159ZM258 157V158H257ZM110 158V157H109ZM200 158H203V157H200ZM220 158V159H219ZM257 158V159H256ZM118 159V158H117ZM189 159V160H188ZM205 159V160H206ZM214 164H212L213 162ZM226 159H228L229 161H227ZM233 159L237 161L236 162H231V160ZM262 159H264V157L262 156ZM23 160V162L21 161ZM207 160H206V164H207ZM212 163H211V162ZM259 161V160H258ZM70 162H73V166H71L69 163ZM234 163V165L236 166H233V164L231 163ZM22 163V164H21ZM215 163H217V168L215 167ZM242 165H240V164ZM211 164L213 166H211ZM218 164H220L218 166ZM239 164L240 165V168H239ZM259 164V165H258ZM21 166L24 167V169L22 168V171H21ZM203 166V167H204ZM233 166V168L231 167ZM248 166V167H247ZM251 166V168H249ZM255 166V168H253ZM111 167V166H108V168ZM215 167V169H213ZM238 168V170L236 171V168ZM199 168V167H198ZM201 168V167H200ZM248 168L249 169H252L253 172H248ZM112 169V168H111ZM115 169V168H114ZM117 169V168H116ZM20 170V171H19ZM147 170V171H146ZM248 172V174H250V183L248 182V180L246 182H240L238 183V181L242 180V181H245L243 180L244 179V175L245 177L248 175L246 172ZM19 172H22V173H19ZM114 172V171H113ZM111 172V173H113ZM206 172V174H205ZM208 172V174H207ZM18 173V174H16ZM158 173L160 175L159 176H155V174ZM204 173V174H203ZM210 173V174H209ZM197 174L199 175V177L197 176ZM216 177L218 178H215V182L213 180H211V178H213L215 175ZM218 174V175H217ZM252 174V175H251ZM110 176V182H109V187H110V190L112 189V191L114 192L112 195H105L104 194V191H106L105 189H102V186L107 182V181H104L102 182V178H104L105 176ZM142 175V176H140ZM213 175V176H212ZM106 176V178L108 179V177ZM157 177L155 179V177ZM197 176V177H196ZM202 176V178H201ZM207 178V180H210V181H207L206 179H203V177ZM212 176V177H211ZM249 176V175H248ZM141 177V178H140ZM226 178V180H222L223 182H221V178ZM236 177V178H234ZM198 178L199 179H202L204 180V182H206V184L201 180L202 182V186H206V189H208L209 191V188H212L210 189V191L208 192L209 194L207 195V190H205V193L203 191V195L204 196H200L201 198H204V199H201L203 202H199L200 199H197L199 201L196 202V200H191L189 198H187V195L194 192L197 187H200L201 189V185L200 181H198ZM228 178H231L232 180V183H231V180H228ZM234 180H233V179ZM155 179V183L153 185V183H151V181ZM248 179V178H247ZM101 180V182H100ZM109 180V179H108ZM197 180V181H196ZM229 181V184H227L225 181ZM196 181V182H195ZM235 181V182H233ZM195 182V183H193ZM211 182H213L211 184ZM207 183H210V184H207ZM152 184V185H151ZM244 185L243 188L246 187L247 185V189H248V184L249 187L250 186H255V189L253 190H256V191H253L252 190V187L250 189V191H246V188H245V192H249L251 194V192L253 191L252 195H247V197L245 196V198L242 197V200L245 199V201L248 203H246L245 201V204L249 207L246 208L245 204H243V202H238V201H235L233 200V197L234 195L236 194V189H240V187L242 186H239V185ZM50 185V186H48ZM102 185V186H100ZM196 185L194 188L193 186ZM262 185V186H261ZM211 186V187H210ZM234 186V187H232ZM238 186V187H237ZM17 187V188H16ZM24 187H26V192L28 193V187H29V192L28 195L25 194V190H24ZM101 187V189H100ZM209 187V188H207ZM232 188L233 189V192L235 190V194L231 197L229 196L228 194H230L229 192V188ZM23 188V189H22ZM104 188V187H103ZM205 188V187H204ZM203 188V190H204ZM20 189H22V191H20ZM109 189V188H108ZM259 190L261 189L263 192H264V186L262 188H258ZM194 190V191H193ZM199 190V188H198ZM212 190V191H211ZM228 190V191H226ZM231 190V189H230ZM260 190V191H261ZM109 191V190H108ZM107 191V193H108ZM126 191V192H125ZM192 191V192H191ZM200 191V190H199ZM226 191V192H225ZM239 191V190H238ZM243 191V192H244ZM111 192V191H110ZM124 192V193H123ZM211 192L213 194H211ZM228 192V193H227ZM106 193V192H105ZM123 193V197L125 196L126 198H132L133 199V205L132 203L130 202V204L132 205V207H130V211L128 212H125L127 210H129V208L126 210L125 208L122 209L120 207V204H118L119 202H121L122 200V196L121 194ZM198 193V192H197ZM225 193H227V196H222L224 195ZM240 194L241 191L239 192ZM249 193H246V194H249ZM34 194H36L35 196H33ZM125 194V195H124ZM195 194V193H193ZM193 194L191 196H193ZM206 194V195H205ZM232 194V193H231ZM245 194V195H246ZM23 195H25L24 197H27V198H24ZM196 195V194H195ZM194 195V196H195ZM237 195V194H236ZM239 195V194H238ZM255 195V196H254ZM28 196H32L33 198V201L32 202H29L30 199ZM37 196L38 198V201H37V204L35 201V197ZM198 194H197V198H198ZM208 196V197H207ZM215 196V197H214ZM243 196V195H242ZM251 196V197H249ZM125 197H124V200H125ZM190 197V196H189ZM213 197V198H212ZM218 197V201L214 200V198L217 199ZM240 196H236V199L237 200H241V197L238 198ZM251 202H250V200ZM261 197V198H260ZM24 198V199H23ZM130 198V199H131ZM206 198V199H205ZM212 198V199H211ZM228 198H232V201H228ZM194 199V198H192ZM214 200V204L217 202L219 204H222V208L221 210L217 209L218 212L214 209L218 208V207H214L215 205H213L212 207V210L210 207L209 210L207 207V204L206 202L209 201V200ZM235 199V198H234ZM261 200L263 199V201L261 200L260 202H258L257 200ZM32 200V199H31ZM123 200V201H124ZM210 200V202H211ZM239 200V201H240ZM122 201V202H123ZM188 201H190L188 203ZM229 203H228V202ZM235 201V202H234ZM35 203V207H36V210H35V207H34V210L33 212H31V208L33 206H29L31 205L32 203ZM121 202V203H122ZM199 202V204H198ZM210 202L208 203V206L210 204ZM231 202L233 203V205L231 204ZM262 202V203H261ZM123 203H126V202H123ZM196 203V204H195ZM217 203H216V206H217ZM236 203V204H234ZM251 203V204H250ZM261 203V206H259ZM203 205V207L200 206ZM218 204V205H219ZM37 205V206H36ZM198 205V207H197ZM212 205V202L211 204ZM236 207H235V206ZM166 206V207H165ZM200 206V208H199ZM219 206V208H220ZM234 206V207H233ZM244 206V207H242ZM252 206V208H251ZM248 210L249 212H254L253 214H256L255 216L257 217V221L256 222V225L255 223L254 226H252V224H250L249 226H252V227H249L247 226V228L245 227H241L243 225V221L241 219H244V216L247 215L245 213V215L243 217H241V215L244 214V210L242 212H239L238 214V210ZM255 209H254V208ZM165 208V209H164ZM251 208V209H250ZM259 208L261 210H259ZM205 209V210H203ZM252 209L254 211H252ZM259 211H258V210ZM125 210V211H124ZM211 210V211H210ZM35 211V213H34ZM124 211V212H123ZM210 211V212H209ZM258 211V212H257ZM260 211H263L262 213H259ZM209 212V213H208ZM40 213H42V216L39 217V215H41ZM118 215L117 217L119 218L118 219V224L115 223L114 224V218L113 216H115V214ZM242 213V214H240ZM258 214V215H257ZM259 214H262V215H259ZM18 215V216H17ZM113 215V216H112ZM238 215V216H237ZM120 216V217H119ZM241 218H240V217ZM16 217V218H15ZM116 217V218H117ZM204 217V218H203ZM238 217L240 219H238ZM236 218V219H235ZM178 220V221H181L187 228H190V232H192L193 230H191L192 228L194 229V227L192 225H197L195 226V233L197 235H194V237L192 238L191 235H189L188 238H192V240L190 241V243H187L185 244L184 242V235L183 233H181L182 231V228L180 230V232H178L177 230H179L180 228H178V224L175 223V221L173 222V220ZM176 220V222H177ZM231 220V221H230ZM232 220H234V222H232ZM236 220V221H235ZM238 220V222L240 223V227H241V230L239 229L240 227L238 226V223H237V227H238V233L240 231V234H237V231L233 229H237V227L235 226L234 223H236ZM117 221V220H116ZM115 221V222H116ZM207 221V222H206ZM202 224H205L206 223H209L207 224L206 226V235L204 234L203 237L201 236L203 233L201 232V229L202 226L200 227L201 223ZM258 222L260 224H258ZM262 222V224H261ZM181 223V224H182ZM180 224V223H179ZM180 224V225H181ZM200 224V225H199ZM234 224V225H233ZM137 225L139 227H137ZM233 225V227H232ZM260 225V226H259ZM209 226V227H208ZM231 226L229 229L228 227ZM259 226V228H258ZM192 227V228H191ZM204 227V226H203ZM220 227H224L223 229L225 230V228L227 229V232L228 231L230 232V237H232L233 239H236L235 241L237 242V239L242 241L241 244H243L245 242V245H248V242H249V245L251 246H248L249 248H247V246L243 248L242 246V249L239 248V249H232L231 248V245L229 243H224L223 244V238H219L217 236V233L218 231L220 232ZM258 228L257 230L255 228ZM5 228H7L8 230H6ZM178 228V229H177ZM187 228V229H188ZM198 230V233L196 232L197 229ZM245 228V230L243 231V229ZM136 229V230H135ZM137 229H139L137 231ZM247 229V230H246ZM250 229V231H249ZM252 229V230H251ZM79 230H83V231H79ZM223 230V231H224ZM253 230L259 231V233L261 235L257 236V232L255 233L256 235L253 236L254 232ZM78 233H77V232ZM92 231V232H90ZM203 231V229H202ZM253 233H252V232ZM76 232V233H75ZM162 232V233H161ZM188 232V231H187ZM186 232V233H187ZM234 232V233H233ZM236 232V236L234 235ZM6 233V234H5ZM22 233V234H23ZM30 233L29 235L30 236H27L26 237V234ZM84 233V232H83ZM86 233V232H85ZM92 233V235H90V238L89 237V234ZM194 233V232H193ZM202 233L200 236L199 234ZM224 233V232H223ZM223 233H221V235H223ZM250 233H252L251 235L254 237V240H253V237L251 236L250 237ZM160 234V236H159ZM226 234V233H225ZM2 235V234H1ZM21 235V234H20ZM81 235V234H80ZM87 235V234H86ZM220 235V237H221ZM22 236V235H21ZM76 236V237H75ZM85 236V234H84ZM188 236V235H187ZM197 236L199 239H197ZM205 236V237H204ZM79 237V236H78ZM200 237H202V239H200ZM81 238V237H80ZM79 238V239H80ZM87 238V237H84V239ZM173 238V240L171 239ZM219 238V240H217ZM230 239L231 241L229 242H232L233 239ZM248 238L251 239V241L253 240L254 242L257 240L256 243H253L250 242V239L248 240ZM104 240V241H103ZM171 240L173 242H171ZM5 241V242H6ZM19 240H17L18 242ZM91 241V242H90ZM189 241V239H188ZM234 241V242H235ZM20 242V241H19ZM22 242V243H23ZM81 242V241H80ZM233 242V243H234ZM1 243V242H0ZM54 243V245L52 246V244ZM78 243H79V240H78ZM20 244V243H19ZM101 244V245H100ZM16 245V244H15ZM89 245L91 246H95V247H92L91 246L89 247ZM216 245V247H215ZM26 246V245H25ZM26 246V248H27ZM52 246V247H51ZM102 246V247H101ZM214 246V249H213V253L211 251H209V249ZM12 247V246H11ZM81 247V248H82ZM89 247V249H88ZM258 249H257V248ZM16 248H19L16 246ZM80 247H78L79 249ZM91 248V250H90ZM254 248V249H253ZM15 249V248H14ZM22 249H24V247H22ZM54 249V250H53ZM108 251H107V250ZM250 249V250H249ZM28 250V252H27ZM55 250H59L57 251V256L55 257L56 255V252L54 253ZM60 250H62L61 253L58 254V252H60ZM208 250V251H207ZM254 250V251H253ZM79 251H83L81 252L82 254L84 253V248L82 249H79ZM78 251V253H80ZM85 251V253H87ZM98 251V250H97ZM96 251V252H97ZM108 252L104 254V252ZM77 251H75V254L76 256H80V254L77 255L76 253ZM96 252H92L93 253V257L95 255ZM100 252H97L100 253ZM110 252V253H109ZM212 254H210V253ZM13 253V254H12ZM85 253H84V256H85ZM91 253V252H90ZM89 253V258L92 256L91 254ZM88 254V253H87ZM216 254V256L214 255ZM74 255V253H73ZM71 254V256H73ZM100 255V254H98ZM116 255H117V258H116ZM69 256V260H71L73 257ZM75 256V255H74ZM97 256V255H96ZM114 256H115V259H114ZM61 257V256H60ZM86 257V256H85ZM88 257V255H87ZM92 257V258H93ZM145 257V258H144ZM151 257V256H150ZM219 257H222L221 255H219L217 258ZM81 257H79L80 259ZM83 258V256H82ZM91 258V259H92ZM155 258V257H154ZM60 259V258H59ZM74 259V258H73ZM85 259V258H84ZM99 259V258H98ZM101 259V257H100ZM99 259V262H102L100 261ZM147 259V260H145ZM211 259V260H210ZM222 259V260H221ZM61 260V261H62ZM66 260V261H67ZM82 260V259H81ZM104 260V259H103ZM107 259H105L106 261ZM152 260V259H151ZM154 260V259H153ZM157 260V259H156ZM19 261V262H18ZM21 261V263H20ZM54 262H56L55 260H53ZM52 261V262H53ZM65 261V260H64ZM73 261V260H71ZM69 261V262H71ZM88 260H86L87 262ZM93 261V260H92ZM215 261V259H214ZM67 262V263H69ZM76 262V261H74ZM84 262V261H83ZM111 262V261H110ZM150 262V261H149ZM147 263V264H150V263ZM213 262V261H212ZM64 263V262H62ZM61 263V264H62ZM65 263V264H67ZM77 263V262H76ZM82 263V261H81ZM90 263V262H89ZM92 263V262H91ZM90 263V264H91ZM94 263H97L96 261ZM106 263V262H105ZM103 263V264H105ZM154 263V262H152ZM53 264V263H52ZM75 264V263H74ZM93 264V263H92ZM98 264V263H97Z\"/></svg>", "mask_w": 264, "mask_h": 264}, {"label": "rangeland", "instance_id": "2", "mask_svg": "<svg viewBox=\"0 0 264 264\" xmlns=\"http://www.w3.org/2000/svg\"><path fill=\"white\" fill-rule=\"evenodd\" d=\"M9 1V2H8ZM41 1H42V3H41ZM47 1V3H45ZM58 1V2H57ZM57 1H55V0H0V76L2 77L1 79H3V82L5 81V84L3 85V86H5V85H7V86H9L10 87V91L11 90H13V91H18L19 92V90L22 92L24 89H27L28 87V89H30V87L31 86H34V84L35 83H37V82H34V79H36V76H35V78L33 79V83L32 84H26V82H28L27 80L30 78L29 76L31 75L30 74V72L31 73H33V72H35V71H31V70H29L30 68L29 67H26L25 65H27V64H29L30 62H31V66L33 67V68H35L36 69V67H39V62H36V61H38V60H40V62H43V63H48V66H49V61H48V59L50 58V56L51 57H54L55 56V54H57L58 52L59 53H61V54H64V52L68 49V47H69V49H70V52H68L69 54H70V59H69V61H68V63L66 62V64L67 65H65V69L64 68H62L63 70H59L58 68H59V62L58 63H56L55 62V64L52 66V67H54V68H52V67H50V70H48V66H47V64L45 65V64H43V63H40V64H43V65H45L44 66V68H43V70H45L46 71V69L48 70V74L46 75V74H43L44 76H46V80H45V82H47V80L48 81H51V82H47V84H49V86L50 87H48V89L47 90H49V91H51V92H53V94H54V92H55V94H54V96H57V97H60V101L61 102H64L63 100H64V98L66 99V97L65 96H69V94L68 95H66L70 90L68 89V86H69V88L71 89V91H72V93H75V94H77V92H78V95H80L81 93L82 94H84V93H88V94H92L91 95V101H93V103L98 107V108H102L101 109V112H102V114H103V116H104V114H110V111H112V112H115V111H119V107L121 108L122 107V102H123V104H125L126 106H127V110H128V112H130V115H131V111L132 112H134V114L135 115H137L139 112H142L143 110H144V108L146 109V107L148 108L147 109V112H149L151 109H155L154 108V106H156V108L158 109V107L160 106V104H159V102H161V101H163V102H166V101H170L171 102V100L174 102L175 100H176V102H174L173 104L175 105V107H176V109H175V112H176V115H177V118H178V120L179 121H185V117H187V119L189 120V123H190V120H191V124H193V126H192V128L194 127V129H192L191 128V125L189 126L188 125V128L190 127L191 129H189V130H194V131H192V132H194V133H192L191 131H188L187 132V130H186V132H187V134L185 133V135L187 136V137H189L188 138V142L189 143H193V142H203V144H204V141H205V143L206 142H208L209 144H212V143H210L211 141L213 142V143H215L214 141L216 140V139H220V135H218L219 133H216L215 131H217V129H219L220 127V130H224V126L222 125L223 123L224 124H226L225 125V130H228V133L230 132V130L231 131H234L233 133H234V135H233V133L231 132V137L232 138H230V140L231 139H234V141L236 140V142H233V140H228L226 143H224V144H226V145H224V144H222V145H224L225 146V150H227L228 148H227V146L230 148V147H232V146H234L235 148H236V146H235V143H236V145H241V146H244V148L243 147H238L239 149H241V152H242V150H244L245 148L248 150V152H249V150L251 149V147L255 150V145H253V146H251V144H249V142H247V141H249L250 140V136H251V134L253 133H251L250 131L252 130V129H254L255 131L258 129H256V128H252L250 131H248V132H250L251 134H249L250 136H248L249 137V140H247L248 139V137H246V136H244V135H246V130H247V128L249 127V124H247V120L246 121H244L243 123L246 125V126H248L247 128L246 127H244V124H242V116H244L243 115V113H242V115H241V121H240V118L238 119V120H236L237 122H226L225 121V118H224V116H225V114H224V112H225V110H223L222 108H220V109H222L223 111H219V112H215V111H213V108L211 107V105L210 104H207V106H206V108L204 107L203 108V110H204V113H203V110H202V112H198L197 111V113H193V112H190V110L188 109V111L189 112H186L187 111V108H185V107H182V105H178V104H180L179 103V101L176 99V97H178L179 95V93L178 92H176V90H174V87H173V85L172 84H165L164 83V81H163V79H164V77L167 75H169L168 77H169V79H170V81L172 82V79H173V81H174V79H176V80H181V78L182 77H180V75L181 74H179L180 72L178 71V68H179V65L181 66V64H183L182 62L183 61H187L188 60V58H189V61H187V62H189V63H191V65H192V67H191V69L193 68H195V69H197V68H199V69H206V67H208V66H210V65H212L213 64V66H211V67H213V70H212V68L210 69V67L209 68H207L206 70H207V73L208 74H206L207 75V77H204V78H208V76H210V78L211 79H207V80H210V81H212L211 83H212V85L211 84H208L206 87L207 88H201V87H199L198 88V90L196 89L197 87H196V83H197V80H196V78L195 77H197V79H199L198 81L200 82V81H202L203 79V77H202V75H199L200 74V72H203V71H198V72H196L195 74H193V76L194 77H192L191 78V80H190V83H189V85L187 86V84H186V86H184L185 88L184 89H186L187 88V90H188V88H189V91H191L192 90V93L193 94H196V96L198 97V98H203V99H206V96L207 97H209V96H212L210 99H212L213 98V96H214V99L215 98H218L219 96L220 97H222V96H225V97H223V98H228L230 95H228L227 93L230 91V93L231 92H233L234 91V88H231L232 86H230L229 84H228V86H227V80H230L231 78H232V80H233V76H235V79H234V81L233 82H236V84H237V76L238 75H240L238 78V84H237V86L238 85H242L243 84V82L246 84V82L248 81V82H252L253 81V83H254V81H257L255 78H259L258 79V81L259 82H261V84L263 83V81H264V78H263V76H264V64H263V61H264V52H263V50H264V29H263V27L262 26H264V0H245L246 2H244V0H57ZM75 1V2H74ZM114 1V2H113ZM19 3V4H17L16 5V3ZM45 4H44V3ZM52 2V3H51ZM50 3V4H49ZM59 3V4H58ZM60 3H62V4H60ZM67 5H65V4ZM38 5V7H37V5ZM45 6H44V5ZM47 4V5H46ZM49 4V5H48ZM58 6V8H57V6ZM72 4H74V5H72ZM78 4H81V5H78ZM22 5V7L20 8L19 6H21ZM40 5V6H39ZM52 5V6H51ZM65 5V6H64ZM44 6V7H43ZM48 6H49V8H48ZM76 6V7H75ZM103 6V7H102ZM195 6L197 7V8H195ZM9 7V8H8ZM17 7H19V8H17ZM84 7V8H83ZM199 7V8H198ZM64 8V9H63ZM74 8V9H73ZM13 9V10H12ZM55 9V10H54ZM72 9V10H71ZM95 9V10H94ZM195 9V10H194ZM46 10V11H45ZM63 10H65L66 11V13H65V11H63ZM70 10V11H69ZM96 10H98V11H96ZM25 11V12H24ZM40 11V12H39ZM49 11V12H48ZM136 11H138V12H136ZM146 11V12H145ZM198 11V12H197ZM256 11V12H255ZM47 12V13H46ZM54 12V13H53ZM69 12V13H68ZM85 12H88L89 13V15H88V13H85ZM92 12V13H91ZM93 12H97L96 14L95 13H93ZM131 12V13H130ZM140 12V15L142 16H139V13ZM223 12V13H222ZM14 13V14H13ZM87 14L88 15V17L86 16V15H84V16H82L83 14ZM98 13H102L103 15H101V16H99L98 15ZM174 14V16H173V14ZM220 13V14H219ZM245 13V14H244ZM255 13V14H254ZM9 14V15H8ZM48 14V15H47ZM70 14V15H69ZM93 14L95 15V16H93ZM106 14V15H105ZM138 14V15H137ZM171 14V15H170ZM177 14V15H176ZM196 14V15H195ZM216 14H218V15H216ZM80 15L82 16V17H84V18H82V17H80ZM128 15H130L131 17H132V15H134V19L135 20H133V19H131V17L129 16L128 17ZM148 15V16H147ZM165 15H167V16H165ZM255 15V16H254ZM14 16V17H13ZM56 16V17H55ZM58 16H60V17H58ZM78 16V17H77ZM90 16V17H89ZM105 16V17H104ZM107 16V17H106ZM127 16V17H126ZM160 16H161V18H160ZM172 17L173 19H175L176 18V20L178 21H176V20H172V18H170V17ZM176 16H178V17H176ZM195 17V19H193L192 20V18H194ZM197 16V17H196ZM219 18H218V17ZM27 17V18H26ZM43 17V18H42ZM98 19H97V18ZM124 17H126V19H130L129 21L130 22H132V23H130L128 20H124ZM136 17V18H135ZM144 17H146V18H144ZM156 19H155V18ZM158 17V18H157ZM212 17H214V20H213V18ZM222 17V18H221ZM223 17H224V19H223ZM244 17V18H243ZM247 17V18H246ZM255 17V18H254ZM13 18L15 19V20H13ZM26 18V19H25ZM67 18V19H66ZM76 18H78V19H76ZM81 18V19H80ZM93 18V19H92ZM198 18V19H197ZM17 19V20H16ZM54 19V20H53ZM74 19V20H73ZM92 21H91V20ZM106 19V20H105ZM150 21H149V20ZM153 19H154V22H153ZM168 19V21H166ZM210 19V20H209ZM215 19H216V21H218L219 20V22H217V23H214V22H216L215 21ZM18 20H20V21H18ZM24 20V21H23ZM47 20V21H46ZM59 20V21H58ZM61 20V21H60ZM75 22V24L74 25H76L77 27H80L79 29H80V31H78L77 29L78 28H76V26H74L71 22H73V21ZM96 20V21H95ZM133 20V21H132ZM170 20V21H169ZM202 20V21H201ZM221 20V21H220ZM246 20V21H245ZM262 22H261V21ZM58 21V22H57ZM70 21V22H69ZM81 21V22H80ZM83 21V22H82ZM86 21V22H85ZM94 21V22H93ZM97 21L98 22H101V23H97ZM129 22V23H127V22ZM137 21V22H136ZM149 21V22H148ZM156 21L158 22V23H156ZM185 21H189V22H185ZM191 21V22H190ZM213 21V22H212ZM243 21V22H242ZM253 21H255V22H253ZM258 21H259V23L260 24H258ZM88 22V23H87ZM141 22V23H140ZM143 22V23H142ZM206 22H208V24H206ZM220 22H224L223 24H224V28L221 26L222 24H220ZM225 22H226V24H225ZM48 23V24H47ZM50 23V24H49ZM60 23V25H58ZM62 23H63V25H62ZM69 23V26H67V24ZM104 23V24H103ZM122 23V24H121ZM134 23V24H133ZM166 23V24H165ZM173 23V24H172ZM174 23H176V24H174ZM197 23H198V25H197ZM200 23V24H199ZM212 23H214V24H217V25H212ZM24 24V25H23ZM31 24V26H29ZM56 24V25H55ZM64 24H66V26L64 25ZM70 24H72V25H70ZM87 24V25H86ZM98 24H99V26H102V27H100V28H98ZM106 24V25H105ZM109 24L111 25V26H109ZM124 24V25H123ZM157 24V25H156ZM168 24H169V26H168ZM189 24V25H188ZM251 25V27H249L250 25ZM22 25V26H21ZM89 25V28L87 27ZM104 25V26H103ZM113 25V26H112ZM154 25V26H153ZM167 25V26H166ZM187 25V26H186ZM193 25H195V27L193 26ZM220 25V26H219ZM228 25V26H227ZM244 25H245V27H244ZM253 25V26H252ZM261 25V26H260ZM14 26V27H13ZM48 26V27H47ZM53 26V27H52ZM59 26V27H58ZM73 26V27H72ZM86 27L85 28V30H84V27ZM91 26V27H90ZM97 26V27H96ZM106 26V27H105ZM107 26H109V27H107ZM122 26V27H121ZM126 26V27H125ZM150 26H152V27H150ZM158 26V27H157ZM174 26V27H173ZM183 26H185V27H183ZM203 26V27H202ZM258 26H260V28H259V30H258ZM47 27V28H46ZM62 27H64V28H62ZM111 27V28H110ZM125 27V28H124ZM197 27H198V29H197ZM206 27V28H205ZM215 27H217V29L219 30H217ZM221 27V28H220ZM226 27V28H225ZM69 28V29H68ZM75 28V29H74ZM82 28V29H81ZM96 28L98 29V30H100V32L98 31V30H96ZM106 28H108V29H106ZM110 28V29H109ZM119 28H121V29H119ZM127 28V29H126ZM140 28V29H139ZM150 28V29H149ZM152 28V29H151ZM155 28H156V30H155ZM186 28V29H185ZM195 28V29H194ZM204 28V29H203ZM209 28H211L209 31L208 30H206V29H209ZM47 29V30H46ZM64 29V30H63ZM87 29H88V31L89 32H87ZM89 29H91V30H89ZM115 29V30H114ZM132 29V31H130ZM170 29V30H169ZM191 29V30H190ZM226 29V32H227V30H228V33H229V37H228V39L230 38V36L233 38L234 36L236 37V38H233V41H232V39H231V42H230V39L228 40V42L225 40V34H228V33H226V32H224V31H222V30H225ZM257 29V30H256ZM50 30V31H49ZM63 30V31H62ZM82 30V31H81ZM110 30V31H109ZM125 30V31H124ZM137 30V31H136ZM142 30V31H141ZM149 32H148V31ZM184 30V31H183ZM196 30H197V32H196ZM202 30V31H201ZM53 31V32H52ZM58 31V32H57ZM62 31V32H61ZM144 31V32H143ZM146 31V32H145ZM166 31H168V32H166ZM183 31V32H182ZM194 31H195V33H196V35H195V33H194ZM204 31V32H203ZM205 31H206V34H205ZM242 31V32H241ZM255 31H259L260 32V34L259 33H257V32H255ZM52 32V33H51ZM57 33V35L55 34V33ZM60 32V33H59ZM67 32H68V34H67ZM80 32V33H79ZM82 32H83V34H82ZM91 32V33H90ZM96 32V33H95ZM124 32V33H123ZM148 32V33H147ZM152 32V33H151ZM163 32V33H162ZM189 32V34H187ZM192 32V33H191ZM209 32L210 33H212L211 35L209 34ZM216 32V33H215ZM217 32H219V33H217ZM254 32V33H253ZM48 33L50 34V36L48 35ZM74 35L73 37H72V34ZM103 33V34H102ZM146 33V34H145ZM156 33H157V35H156ZM181 33V34H180ZM186 33V34H185ZM199 35H198V34ZM203 33V35H206V36H202L201 34ZM215 33V34H214ZM223 33V34H222ZM225 33V34H224ZM231 33V34H230ZM239 33V34H238ZM64 34V35H63ZM66 34L69 36V38H68V36H66ZM88 36H87V35ZM94 34V35H93ZM100 36H99V35ZM176 34V35H175ZM209 34V35H208ZM215 36H214V35ZM233 34V35H232ZM256 34V35H255ZM14 35V36H13ZM56 35V36H55ZM60 35H61V37H60ZM71 35V36H70ZM81 35L83 36V39H82V37H81ZM159 35V37H157ZM190 35V36H189ZM213 35V36H212ZM261 36V37H259V39H258V36ZM64 36L66 37L64 40H63V38H64ZM85 36V37H84ZM117 36V37H116ZM120 36H121V38H120ZM175 36V37H174ZM183 36V37H182ZM185 36V37H184ZM188 36V37H187ZM198 36V37H197ZM208 36V37H207ZM220 36V37H219ZM256 38H255V37ZM16 37V38H15ZM44 37H46V38H44ZM63 37V38H62ZM72 37V38H71ZM97 37V38H96ZM195 37V38H194ZM201 37V38H200ZM203 37H207L206 39L205 38H203ZM57 38H58V42L56 41L57 40ZM74 38V39H73ZM121 40H120V39ZM186 40H185V39ZM191 38H194V39H191ZM224 38V39H223ZM250 38H253L252 39V41H251V39ZM260 38H262L263 40H261ZM15 39V40H14ZM40 39V40H39ZM51 39V40H50ZM54 39V40H53ZM60 39V40H59ZM67 39V40H66ZM72 39V40H71ZM92 41H90V40ZM97 39V40H96ZM113 39V40H112ZM140 39L142 40V42L140 41ZM145 39V40H144ZM170 39H171V41H170ZM187 39H189V40H187ZM240 39H242L243 41H240ZM250 39V40H249ZM67 44V49H65L66 48V46H64V45H66V44H64L63 45V49L61 48L62 46H60V51H57V53L56 52H54V51H56L57 50V48H56V46L58 47V49H59V44L58 43H60V44H62L63 43V41ZM66 40V41H65ZM71 40V41H70ZM78 40V41H77ZM85 40H87L86 42H85ZM96 40V41H95ZM126 40V41H125ZM137 40V41H136ZM177 40V41H176ZM184 40V41H183ZM198 42H197V41ZM205 42H204V41ZM224 40H225V42H224ZM237 40H239V41H237ZM247 42V41H251V42H247V44L245 43V41ZM253 40H256L255 42L253 41ZM32 41V42H31ZM68 41H70L69 43H67ZM80 41V42H79ZM101 41V42H100ZM104 41H106V42H104ZM116 41V42H115ZM130 41V42H129ZM135 41V42H134ZM146 41V42H145ZM168 41H169V43H168ZM178 41H180V42H178ZM200 41V42H199ZM257 41H260L259 43L262 45H260L259 46V44L257 43ZM261 41H263V42H261ZM39 42H40V44H41V46H42V48L44 49V50H39V51H37L36 50V52H34L35 50L33 49L34 47H35V49H37L38 48V46L40 47V44H39ZM55 42V43H54ZM62 42V43H61ZM76 42V43H75ZM89 42V43H88ZM96 42V44H94V43ZM108 42V43H107ZM111 42V43H110ZM119 42V43H118ZM152 44H151V43ZM154 42V43H153ZM161 42V43H160ZM174 42V43H173ZM181 42L182 43H186V45H185V43L182 45L181 44ZM189 42H191V43H189ZM204 42V43H203ZM230 42V43H229ZM98 43V44H97ZM100 43V44H99ZM138 43V44H137ZM178 43H180L181 44V47H182V50H180V52L178 51ZM198 43V44H197ZM223 43H224V45H223ZM245 43V44H244ZM255 43V44H254ZM14 44V45H13ZM35 44V45H34ZM44 45V47H43V45ZM69 44V45H68ZM78 44V47H76V45ZM111 44V45H110ZM117 44V45H116ZM123 45V47L121 46V45ZM129 44V45H128ZM156 44V45H155ZM160 44V45H159ZM162 44H164V45H162ZM166 44V45H165ZM190 44V45H189ZM226 44L228 45V46H226ZM253 46H252V45ZM257 44V45H256ZM32 45V49L30 48V46ZM36 45H37V47H36ZM53 45V46H52ZM90 45V46H89ZM96 45V46H95ZM101 45V46H100ZM107 47L108 46V48H110V49H106L105 50V48H103V47H105V46ZM110 45V46H109ZM118 45H120L119 47V49H118ZM154 45V46H153ZM158 45V46H157ZM246 45V46H245ZM15 46V47H14ZM19 46H21V47H19ZM34 46V47H33ZM52 46V47H51ZM75 47V48H72V47ZM88 46V47H87ZM98 46V47H97ZM111 46H112V48H111ZM166 46V47H165ZM180 46V45H179ZM187 46V47H186ZM250 46H251V48H250ZM254 46H258V47H254ZM54 47V49H50V48H53ZM131 47V48H130ZM141 47H143V51H141ZM181 47H179L180 49H181ZM205 47H209L210 48V52H209V55H207V60L205 59H201V60H199V62L200 63H198L197 61H195V63L194 62H192V60L194 61V55L195 54H197L198 55V53L197 52H199L200 51V53H201V51L203 52L206 48ZM255 49H254V48ZM15 48V49H14ZM20 48V49H19ZM29 48H30V50L31 51H33L34 53H36V55H35V59H33V57H32V55L34 56V54H32L31 56L29 55V53H30V50H29ZM55 48H56V50H55ZM146 48V49H145ZM160 48H162V50L160 49ZM166 48V49H165ZM186 48V49H185ZM187 48H188V50H187ZM245 48V51L243 50ZM246 48H248L247 50H246ZM254 50H253V49ZM62 49V50H61ZM65 49V50H64ZM68 49V50H69ZM91 51H89V50ZM93 49V50H92ZM130 49V50H129ZM156 49V50H155ZM194 49V50H193ZM249 49H250V51H249ZM262 49V50H261ZM7 50V51H6ZM21 50V51H20ZM72 50V51H71ZM77 50H79V51H77ZM82 50V51H81ZM105 50V51H104ZM157 50H158V52H157ZM177 51V53H175V51ZM185 50V51H184ZM187 50V51H186ZM74 51V52H73ZM104 51V52H103ZM109 51H110V54H109ZM133 53H132V52ZM163 51V52H162ZM165 51V52H164ZM168 51V52H167ZM181 51H182V54L185 52V55L187 56V60H182V58L180 59V56L182 55V54H180V55H178V53H181ZM193 51V52H192ZM196 53H195V52ZM247 51H249V52H247ZM253 51H255V52H253ZM5 52V53H4ZM6 52H8V54H6ZM12 54H11V53ZM39 52L41 53V57H39L40 59H38L36 56H38V55H40L39 54ZM84 52V53H83ZM90 52V53H89ZM93 52H95V53H93ZM100 52V53H99ZM128 52V53H127ZM130 52V53H129ZM159 52H162L160 55H159ZM192 52V53H191ZM241 52H243V53H241ZM245 52V53H244ZM1 53H3V55L1 54ZM9 53H10V55H9ZM27 53V54H26ZM46 53V54H45ZM81 53V54H80ZM91 53H93V54H95L96 55V53H97V55H99L98 57H97V55L96 56H93ZM104 53H106L105 55H104ZM115 54V56H114V54ZM135 53V54H134ZM142 53H147V54H145L146 55V60L144 59L145 58V56L143 57L142 55ZM154 53V54H153ZM170 53V54H169ZM195 53V54H194ZM199 53V54H200ZM249 53V54H248ZM254 54V55H252V54ZM6 54V55H5ZM44 54V55H43ZM47 54H49V55H47ZM51 54V55H50ZM60 54V55H61ZM128 54V55H127ZM168 54H169V57H168ZM174 54V55H173ZM189 54V55H188ZM222 54V55H221ZM245 54V55H244ZM4 55L6 56V58H4ZM9 57H8V56ZM14 56L15 58H11L12 56ZM46 55V56H45ZM80 55V56H79ZM102 55V56H101ZM104 55V56H103ZM109 55V56H108ZM165 55V56H164ZM171 55V56H170ZM193 55V56H192ZM258 56V57H261L262 59L261 60H259L260 61V63H262V64H260L259 63V61L257 60V59H259L258 57H256V56ZM260 55V56H259ZM27 56V57H26ZM84 56V57H83ZM87 56V57H86ZM92 56V57H91ZM179 56V57H178ZM226 56H229V57H226ZM248 56H249V58H248ZM251 56V57H250ZM254 56V57H253ZM2 57L4 58L3 60H2ZM32 57V58H31ZM78 57H79V59H78ZM95 57H97V58H95ZM119 57V58H118ZM154 57V58H153ZM163 57V58H162ZM171 57V58H170ZM182 57V56H181ZM193 58L192 60H191V62H190V59L191 58ZM226 57V58H225ZM235 57H237L236 58V60L234 59ZM245 57V58H244ZM8 58H10L11 59V61L12 60H15L16 59V62L14 61V63L13 64H11V62L9 63V59ZM29 58L30 59H33V60H29ZM72 58H73V60H72ZM85 58V59H84ZM100 58V59H99ZM111 58V59H110ZM124 58H125V60H124ZM151 58V59H150ZM233 58V60H231ZM241 58H242V60H241ZM246 58H247V60L248 61H251V62H248L247 60H246ZM256 58V59H255ZM45 59V60H44ZM51 59V58H50ZM83 59V61H81ZM91 61H90V60ZM94 59H95V61H94ZM99 61L100 60V62H98L97 60ZM135 59V61H133ZM184 59H185V57H184ZM250 59V60H249ZM252 59V60H251ZM4 60H6L7 61V64L6 65H10V67L9 66H6L7 67V70H9V71H7V70H4V65H5V61ZM9 60V61H8ZM28 60V61H27ZM36 60V61H35ZM76 60L79 62V65H78V63L76 62ZM106 60H107V62H106ZM108 60H110L109 62H108ZM179 60H180V62H179ZM182 60V61H181ZM223 60V61H222ZM226 60V61H225ZM239 60V61H238ZM27 61V62H26ZM30 61V62H29ZM51 61V60H50ZM87 61V62H86ZM93 61V62H92ZM140 61V62H139ZM218 61V62H217ZM238 63H237V62ZM256 63L257 61V63L255 64L254 62ZM262 61V62H261ZM13 62V61H12ZM36 62V63H35ZM70 62V63H69ZM73 62H75V64L73 63ZM85 62H86V64H85ZM136 62V63H135ZM138 62H139V64H138ZM148 62V63H147ZM151 64H150V63ZM152 62H155V63H152ZM217 62V63H216ZM236 62V63H235ZM9 63V64H8ZM81 63V64H80ZM102 63V64H101ZM129 63V64H128ZM133 63V64H132ZM179 63V64H178ZM186 63V62H185ZM184 63V64H185ZM188 63V64H189ZM199 65H198V64ZM216 63V64H215ZM224 63V64H223ZM228 63V64H227ZM232 63H233V65H232ZM245 63H246V65H245ZM248 63H251V66H252V68H251V66H250V64H248ZM253 63H254V65H253ZM23 64V65H22ZM65 64V63H64ZM94 64V65H93ZM96 64V65H95ZM175 64H177V65H175ZM217 66V67H215V65ZM220 64H222V66L220 65ZM230 64V65H229ZM259 64V65H258ZM12 65V66H11ZM17 65V66H16ZM20 65V66H19ZM30 65V64H29ZM57 65H58V68H57ZM70 65V66H69ZM75 65V66H74ZM81 65V66H80ZM133 65H134V68H133ZM187 65V64H186ZM229 65V66H228ZM245 65V66H244ZM247 65H249L248 67H247ZM262 65V66H261ZM30 66V67H31ZM35 66V67H34ZM41 66V65H40ZM69 66V67H68ZM73 66V67H72ZM84 66V67H83ZM140 66V67H139ZM178 66V68H177V71H176V67ZM219 66V67H218ZM231 66V67H230ZM241 66V67H240ZM256 66V67H255ZM259 66H261V67H263V68H259ZM63 67V66H62ZM96 67V68H95ZM131 67V68H130ZM202 67H204V68H202ZM223 67L225 68V69H223ZM229 67V68H228ZM234 67L235 68H237V69H235L234 70ZM28 68V69H27ZM41 68V67H40ZM54 69L53 71H52V69ZM77 68V69H76ZM90 68V69H89ZM101 68V70H99V69ZM216 68V69H215ZM221 68H222V70H224V73H225V71H226V74L224 75H222V77H219V76H221V74L222 73H220L219 71H221ZM229 69L228 71H227V69ZM239 68V69H238ZM240 68H241V70H240ZM249 68V69H248ZM254 68V69H253ZM6 69V68H5ZM82 71H81V70ZM132 69V70H131ZM191 69H189L188 71H190ZM210 69V70H209ZM214 69H215V71H214ZM232 69V70H231ZM247 69L249 70L248 71V73H247ZM250 69H251V71H250ZM252 69H253V71H252ZM262 69H263V71H262ZM25 70H27V71H25ZM39 70V69H38ZM68 70V71H67ZM198 70V69H197ZM211 70H212V72H211ZM216 70H218V71H216ZM230 70H231V72H233V73H238V75L236 74V75H234V74H229V73H231L230 72ZM234 70V71H233ZM237 70V71H236ZM239 70V71H238ZM262 71V73H259V72H261ZM50 71H52V73H50ZM55 71V73H53ZM141 72V73H139V72ZM176 71V72H175ZM188 71H185V73L186 72H188ZM257 71H259V72H257ZM37 72V71H36ZM41 72H42V70H41ZM62 72H67V74H68V79H64L65 77L64 76H66L64 73L63 74H61ZM68 72H70V73H68ZM214 72H215V75H214ZM222 72V71H221ZM241 72H242V74H241ZM245 72L247 73V74H245ZM256 72H257V75L259 74V76H256ZM38 73V72H37ZM44 73H47V71L46 72H44ZM139 73V74H138ZM164 73H167V74H165V75H163ZM197 73H199V74H197ZM218 73H220V74H218ZM253 73L255 74V75H253ZM33 74H35V73H33ZM32 74V75H33ZM42 74V73H41ZM55 75V77L57 76V78H54L52 75ZM263 76H262V75ZM31 75V78L33 77ZM36 75V74H35ZM37 75H39V74H37ZM70 75V76H69ZM197 75V76H196ZM199 75V76H198ZM206 75H204V76H206ZM227 75V76H226ZM233 75V76H232ZM247 75H249V76H247ZM252 75H253V77H254V79L252 78ZM49 76V77H48ZM64 78H63V77ZM181 76H183V79H184V74L183 75H181ZM213 76H215V77H213ZM232 76V77H231ZM39 77H40V75H39ZM42 77V76H41ZM52 77V79H50L49 80V78H51ZM174 77V78H173ZM198 77H201V78H198ZM219 77V79H218V81H216L217 80V78ZM225 77H229V79L227 78L226 80H225ZM244 77V78H243ZM246 77H249V78H246ZM28 78V79H27ZM38 78V77H37ZM44 78L42 79L43 81H44ZM220 78L222 79V80H220ZM240 78H243V79H240ZM39 80H40V78H38ZM55 79L57 80V82L55 81ZM59 79H63V82L62 81H58ZM101 79V80H100ZM182 79V80H183ZM202 79V80H201ZM223 79L225 80V82H223ZM29 80H31V79H29ZM41 80V82H42V85H43V81ZM68 80V81H67ZM97 80H98V82H99V84L97 83ZM125 80H127V82H129L130 83V86L133 84V87L135 88V92H133L134 91V88L131 86V89H132V91L130 92V91H127V89L126 88H124L123 87V84L124 83H126V81ZM181 80V81H182ZM221 82H220V81ZM250 80V81H249ZM0 81H2V80H0ZM26 81V82H25ZM64 81H66V82H64ZM100 81H102L101 83H100ZM133 81V82H132ZM184 81V80H183ZM240 81V82H239ZM246 81V82H245ZM257 81V82H258ZM7 82H9L8 84H7ZM29 82H31V81H29ZM61 82V84L63 83V85H61V84H59ZM198 82V83H199ZM222 82L224 83V84H222ZM242 82V83H241ZM247 82V84H249ZM39 83V82H38ZM37 83V84H38ZM95 83V84H94ZM103 83V84H102ZM106 83V84H105ZM197 83V84H198ZM217 85H219V86H222V88H224L223 90H224V92H222L223 90L221 89V91H220V89H218V87L216 86V84ZM41 83H39V85H37L38 87L39 86H41L42 87V85H40ZM46 84V85H47ZM58 84L59 85H61V87H62V89L63 90H61V87L60 86H58ZM64 84H65V86H64ZM102 84V86H99V85H101ZM109 84V85H108ZM135 84H136V86H135ZM222 84V85H221ZM226 84V85H225ZM246 84V85H247ZM11 85V86H10ZM105 85V86H104ZM127 85H128V83H127ZM138 85V86H137ZM250 85H252V84H249V86ZM15 86V87H14ZM36 86V85H35ZM36 86V87H37ZM43 86H45V83H44V85ZM48 86V85H47ZM58 86V87H57ZM97 86H99V87H97ZM108 86V87H107ZM129 86V85H128ZM243 86V85H242ZM245 86V85H244ZM0 90L1 89H5V87H3L2 88V86L0 85ZM25 87V88H24ZM72 87V88H71ZM194 87H195V89H194ZM226 87H228V89H229V91H226V90H228ZM8 88V87H7ZM102 88H103V90H102ZM108 88H110V89H118L119 90V93H120V96H121V100H118V102L116 101V103L114 102V99L113 98H111V97H109L110 95L107 93L108 91H109V89ZM128 88V87H127ZM226 88V89H225ZM231 88V89H230ZM239 88H241V86L239 87ZM243 88V87H242ZM245 88V87H244ZM4 89H3V91H4ZM31 89H33V87L31 88ZM61 91H60V90ZM108 89V90H107ZM129 89H130V87H129ZM246 89V88H245ZM6 90V89H5ZM67 90H68V92H67ZM239 90H241L242 91V89H239ZM257 90V91H256ZM39 91V90H38ZM60 91V92H59ZM76 91V92H75ZM100 91H101V93H100ZM103 91V92H102ZM105 91V92H104ZM107 91V92H106ZM111 91V90H110ZM109 91V92H110ZM159 91V92H158ZM161 91V92H160ZM241 91H240V93H241ZM247 91H249L248 93H250V92H252L253 90L251 89V91L250 90H247L246 89V92ZM12 92V91H11ZM14 92V93H15ZM18 92H16V93H18ZM56 92H59L58 94L56 93ZM67 92V93H66ZM131 94H130V93ZM172 92H174V93H172ZM176 92V93H175ZM223 94H222V93ZM262 92V93H261ZM3 93V92H2ZM2 93H0V94H2ZM5 93V92H4ZM107 95L105 98L106 99H108V103H109V105L110 106H112L111 108H113V110L112 109H110L109 107V109L110 110H108V108H103L102 106H103V103H105V101H104V95L105 94ZM172 93V94H171ZM178 93V94H177ZM254 93H257L258 95H259V98H260V100H256L257 102H255L256 103V114H257V116L259 115V116H261V118H262V116H263V119H264V109H260V108H264L263 106L261 107V105H263V101H264V92L263 91H261L260 90V88H258L257 87V89H254V91L252 92V93H250V97H252V98H254ZM53 94L52 95H50V97L51 96H53ZM81 94V95H82ZM103 94V95H102ZM134 94V95H133ZM161 94V95H160ZM163 94V95H162ZM221 94V95H220ZM256 94V95H257ZM39 95H40V92H39ZM41 95H43V93L41 92ZM41 95H40V99H41V102H40V104L41 105H43V103H46L45 101H48L49 99H51V98H46V96L45 97H41ZM77 95V96H78ZM173 95V96H172ZM178 95V96H177ZM217 95H218V97H217ZM226 95H228V96H226ZM253 95V96H252ZM255 95V96H256ZM262 95V96H261ZM62 96V97H61ZM155 96L157 97V98H155ZM247 95H245V96H242V97H239V102L240 103H242L241 101H240V98H241V100H244L245 99V101H246V99L248 98V96H249V94H248V96L246 97ZM56 97V98H57ZM98 97H101L100 99H101V101L99 102V100H98ZM129 97V98H128ZM161 97V98H160ZM172 97H174V98H172ZM250 97H249V100H250ZM263 97V98H262ZM54 98V100L53 101H55V97H53ZM103 98V99H102ZM109 98H111V99H109ZM165 98V100H162V99H164ZM168 98V99H167ZM171 98V99H170ZM47 99V100H46ZM105 99V100H106ZM126 99L128 100V101H126ZM161 99V100H160ZM236 99V98H235ZM234 99V100H235ZM238 99V98H237ZM263 99V100H262ZM122 100H124L125 101V103H124V101H122ZM147 100V101H146ZM149 100V101H148ZM178 101V102H177ZM233 101V100H232ZM231 101V103L234 105V104H236L235 105V107H233L232 106V111H234V114L236 115L237 113L239 114V112L236 110V108L238 109L239 107H240V105H241V107H244L243 105H244V103L243 104H240V103H238V100H235V102L233 103ZM251 101V100H250ZM151 102V103H150ZM249 101H247V103H248ZM262 102V103H261ZM147 103H149V104H147ZM153 103H155V104H153ZM168 103V102H167ZM238 103V104H237ZM247 103H245V105L247 104ZM61 104V103H60ZM145 104H146V107H145ZM151 104V105H150ZM159 104V105H158ZM46 105V104H45ZM53 105V104H52ZM63 105V104H62ZM113 105L115 106H117V108H116V106L115 107H113ZM248 105H250V102L248 103ZM247 105V106H248ZM179 106H181V107H179ZM214 106V105H213ZM216 106V105H215ZM238 106V107H237ZM23 107V106H22ZM50 107V106H49ZM61 107V106H60ZM63 108H64V105L62 106ZM62 107L61 108H59V109H62ZM129 107V108H128ZM144 107V108H143ZM150 107V108H149ZM152 107V108H151ZM178 107V108H177ZM52 108V107H51ZM233 108H235L234 110H233ZM245 108V107H244ZM49 110H50V108H48ZM58 109V110H59ZM136 111H135V110ZM141 109V110H140ZM161 109V108H160ZM160 109H158V111H160ZM178 109V110H177ZM219 109V110H220ZM24 110V112H25V109H23ZM28 110H29V107H28ZM49 110L46 112V114L47 113H49ZM52 110V109H51ZM63 110V109H62ZM61 110V112H63ZM180 110V112H178L177 113V111H179ZM183 110V111H182ZM184 110H186V111H184ZM207 110V111H206ZM26 111H27V109H26ZM30 111V110H29ZM29 111H27V112H29ZM46 111V110H45ZM44 111V112H45ZM72 111H74V110H71L70 109V111L69 112H72ZM118 111L117 112H115V113H113V115L114 116H117L118 114ZM138 111V112H137ZM23 112V111H22ZM27 112H25L26 114H27ZM51 112V111H50ZM111 112V113H112ZM136 112V113H135ZM145 112H146V110H145ZM151 112V111H150ZM186 112V113H185ZM43 112H41V113H38V115L39 114H42ZM58 113V112H57ZM56 113V114H57ZM59 113H60V111H59ZM181 113V114H180ZM190 114L191 116H187V114ZM208 115H207V114ZM210 113H212V114H210ZM45 114V113H44ZM45 114V115H46ZM61 114V113H60ZM117 114V115H116ZM144 114V113H143ZM155 114H156V117H155ZM158 114H160V113H158V112H156V113H154L153 115H152V113L151 114H149V115H151V119H152V117H154L153 119H152V121L154 122V125H152V127H156V128H158L160 125H161V123H160V121H162V119L159 121L158 119H160V116L161 115H158ZM194 114V115H193ZM201 114V115H200ZM213 114H214V116H217V117H214L213 116ZM217 114V115H216ZM237 114V115H238ZM22 115H25V114H22ZM57 115H59V114H57ZM132 115H133V113H132ZM149 115L147 116V118L150 120V117H149ZM184 115H186V116H184ZM205 115H207V116H205ZM210 115V116H209ZM8 116V115H7ZM9 116H10V113H9ZM20 116H21V113H20ZM113 116V117H114ZM159 116V117H158ZM196 116V117H195ZM200 116L201 117H203V119L202 118H200ZM209 116V117H208ZM239 116V115H238ZM256 116V117H257ZM259 116L257 117V119L259 120ZM44 119H43V118ZM46 117V116H45ZM45 117L44 116H38V119H37V117H35V119H37V121H42V122H44L43 120H45ZM181 117V118H180ZM195 117V119H197V117L199 118V123H198V126L196 127V129H195V126H194V123H196V125H197V120H195V119H193ZM20 119H21V117H19ZM22 118L24 119L25 117L24 116H22ZM208 118H209V120H208ZM218 118V119H217ZM223 118V119H222ZM247 118V117H246ZM245 118V119H246ZM260 118V119H261ZM20 119H18L19 121H20ZM34 119V121H33V118H32V121H33V123L36 121ZM147 119V120H148ZM155 119L156 120H158V122H159V124H157L156 122L157 121H155ZM204 119H206V121L204 120ZM216 119V120H215ZM222 119V120H221ZM237 119V118H236ZM244 119V120H245ZM257 119H255V120H257ZM235 120V119H234ZM12 121V120H11ZM10 121V122H11ZM18 121V122H19ZM23 122H24V120H22ZM37 121L35 122V124L37 123ZM193 121V122H192ZM194 121H196V122H194ZM203 121H205V122H203ZM216 121H222L221 123L222 124H220V126H218L219 124L216 122ZM240 121V122H239ZM18 122L16 123V124H18ZM21 122V121H20ZM19 122V124H22L23 122H21L20 123ZM152 122V123H153ZM186 122V121H185ZM215 122V123H214ZM219 122V123H220ZM25 123V122H24ZM31 123V122H30ZM46 123V122H45ZM205 123V124H204ZM210 123V124H209ZM233 123V125H232V127H234V124L236 125L235 127H234V130L232 129V128H228V125L230 124H232ZM237 123V124H236ZM242 124L240 127H241V129H240V127L238 128L239 130H241V131H243L245 128V134H244V132H243V134H242V132L241 131H239V132H241V134L244 136H242L241 138L242 139H240V138H238V137H240L241 136V134L239 133L238 135L236 134L235 135V133H236V131L238 132V130L237 129H235V128H237V125L238 124ZM18 124V125H19ZM50 124V123H49ZM48 124V125H49ZM201 124H202V126H201ZM228 124V125H227ZM25 125V124H24ZM24 125H21V126H18V128H16V127H14V128H16V130L17 129H19V128H21V131L22 132H24V129H22L23 128V126ZM157 125H158V127H157ZM207 126V127H204V126ZM216 125V126H215ZM230 125H229V127H230ZM251 125V124H250ZM17 126V125H16ZM201 126V127H200ZM141 127H144L143 125H140V127L138 126V128L136 129H134L133 128V132H137V134L138 133H141L142 134V132L144 131V132H148V127L146 126V127H144V128H141ZM151 127V128H152ZM154 127V128H155ZM200 129H199V128ZM203 127L205 128L204 130H203ZM213 127H214V129H213ZM24 128H25V126H24ZM154 128H152V129H154ZM155 128V129H156ZM187 128V129H188ZM202 128V129H201ZM207 128V129H206ZM228 128V129H227ZM84 129V128H83ZM143 129V130H142ZM151 129V130H152ZM154 129V130H155ZM198 129V130H197ZM210 129H211V131H210ZM216 129V130H215ZM243 129V130H242ZM250 129V128H249ZM15 130V129H14ZM147 130V131H146ZM154 130H152V131H154ZM200 130H202L201 132H200ZM209 132H208V131ZM253 130V131H254ZM4 131V130H3ZM3 131H2V133H3ZM6 131V130H5ZM13 131V130H12ZM83 130H81V132H82ZM85 131V130H84ZM139 131V132H138ZM152 131H149L151 134H152ZM20 132V130H18V132H15L14 133V131L13 132H11V133H14V134H16L15 136H19V137H21V138H23V136H21V135H23L22 133L20 134L19 133ZM143 132V133H144ZM191 132V133H190ZM203 132H204V134H203ZM211 132V133H210ZM257 133L259 132V130H257L256 131ZM255 132V133H256ZM1 133V132H0ZM10 133V131L8 132L7 131V133H5V136H7V135H9V137L7 138L6 137V139L3 137V135H4V133H3V135H2V137H0V138H4L2 141H5V140H8V139H10V138H13L14 136V134H12V135H10L9 134ZM20 135H19V134ZM83 133V132H82ZM189 133V134H188ZM210 133V134H209ZM227 133V136L229 135ZM255 133H254V137H253V135H252V138L253 139H256V140H258V136H257V134L255 135ZM261 133V132H260ZM260 133H258V135L260 134ZM7 134V135H6ZM133 134H135V133H132V135ZM136 134V135H137ZM140 134V135H141ZM200 134V135H199ZM202 134V135H201ZM213 136H212V135ZM131 135V136H132ZM233 135V136H232ZM240 135V136H239ZM11 136H13V137H11ZM18 136H17V138H18ZM191 136V137H190ZM212 136V137H211ZM218 136V138H216ZM126 137V136H125ZM132 137H135V136H132ZM138 137V138H137ZM137 137H135V139H134V142H133V139H132V143L130 142V137L128 138V137H126V138H124V139H122L123 141V148H122V146H121V148L122 149H117V151L115 152V153H111V155L109 154V156L107 157V155H106V157L108 158V159H106L104 162H103V164L104 165H106V164H108V162L111 160L112 162L114 161V159H115V155L114 154H116V153H118V156H117V158L115 159L116 161V163H117V161L119 162V161H122L123 159L122 158H120L119 156H121V153H122V157L124 158L125 156V154H129L130 152L129 151H131V152H134V150L135 149H137V148H139L141 145H142V138L141 137H139V136H137ZM199 137L200 139H197V138ZM210 137H211V141L209 140L210 139ZM235 137V138H234ZM237 137V138H236ZM246 137V138H245ZM258 137V138H257ZM21 138H19V139H21ZM208 138V139H207ZM216 138V139H215ZM251 138V139H252ZM16 139V138H15ZM129 139V140H128ZM193 139V140H192ZM206 139H207V141H206ZM213 139H214V141H213ZM228 139H229V137H228ZM239 141H238V140ZM244 139H246V142H247V144L246 143H244L245 141H244ZM262 138H260L259 140H261ZM264 139V138H263ZM1 140V139H0ZM137 140V141H136ZM240 140H243V141H241V143H239L240 142ZM259 140H258V142H259ZM141 141V142H140ZM144 141V140H143ZM145 141H146V139H145ZM210 141V142H209ZM12 142V141H11ZM127 142V143H126ZM129 142H130V144H129ZM140 142V143H139ZM238 142V143H237ZM256 142V141H255ZM263 143L261 144V141H260V144H261V147L260 148H262V146L264 145V140L262 141ZM0 143H1V141H0ZM229 143V144H228ZM232 143V144H231ZM242 143H244V144H242ZM251 143V142H250ZM124 144L126 145V146H128V145H130L131 146V144L133 145L132 146V148H130V146H128L130 149H132V150H130L129 148V150L127 149V148H125L124 147ZM251 146L250 147V149H249V147H247V146H249V145ZM256 144V143H255ZM121 145H122V143H121ZM197 145V144H196ZM239 145V146H240ZM193 146V145H192ZM198 146H199V144H198ZM197 146V147H198ZM207 147V146H206ZM258 146H257V144H256V148H257ZM195 148H196V146H195ZM199 148V147H198ZM203 149V151H202V149ZM233 148V147H232ZM237 148V149H238ZM259 148V149H260ZM125 151H124V150ZM210 149V148H209ZM220 149H223V146H221V148ZM238 149V150H239ZM258 149V148H257ZM258 149V150H259ZM122 150V151H121ZM190 150V149H189ZM201 151V154L199 153L200 151ZM228 150H230V149H228ZM227 150V151H228ZM246 150V151H247ZM261 151L263 150V152H261L262 154H264V146H263V148L262 149H260ZM185 151H186V153H187V155H189L190 153H192V152H194V151H188V150H186L185 149ZM209 151H211V153H212V151H213V153H214V151L215 150H209ZM208 151V148H203V147H200V149H197L196 148V151H195V153L197 152V153H199V157H198V159H197V162H198V165L200 164V166H198L197 167V169H200V171H201V169L202 168H204V171H209L210 173H212L211 171H212V168H210L209 166H208V163H209V161L206 159L207 157H208V159L210 160V158H213V154H211L210 152ZM245 151V150H244ZM251 151V150H250ZM207 152V153H206ZM230 151H228V153H229ZM239 153L240 154V150L239 151H234V153ZM100 153H102V152H100ZM110 153V152H109ZM125 153V154H124ZM210 153V154H209ZM226 153V152H225ZM233 153V152H232ZM231 153V154H232ZM247 153V152H246ZM99 154V153H98ZM97 154V155H98ZM113 154V155H112ZM131 154V153H130ZM208 154H209V156H208ZM242 154V153H241ZM240 154V155H241ZM23 156H21V152H20V155L18 156V158L21 156L22 158L21 159H24V157H26V156H24V154H22ZM202 155V156H201ZM204 155V156H203ZM213 155V156H212ZM227 154H225V156H226ZM229 155H230V153H229ZM234 156L236 155L237 156V154H233ZM233 155H232V157H233ZM128 156V155H127ZM207 156V157H206ZM262 156L264 157V155H261V156H259V154H258V157H260V159L258 158H256L257 159V162H259V164L260 163H262L261 161L262 160H264V159H262ZM17 157V156H16ZM110 157V158H109ZM188 157V156H187ZM200 157H203V158H200ZM215 158H214V160L216 159V156H214ZM14 158V157H13ZM126 158V157H125ZM227 158V157H226ZM237 158V159H236ZM239 157H235V159L236 160H238L239 161V159H238ZM204 159V165L207 167L208 166V168H210L211 169V171H210V169H206V167L204 166V165H202L201 166V160H203ZM207 160V164H206V160ZM220 159V158H219ZM233 159H234V157H233ZM233 159L231 160V162H236L237 163V161L236 160H234L233 161ZM189 160V159H188ZM217 160V159H216ZM216 160L214 161V162H216ZM227 161H229L228 159H226ZM259 160V161H258ZM22 162H23V160H21ZM110 161V163L109 164H111L112 162ZM211 161H212V159H211ZM210 161V162H211ZM220 160H217V162H219ZM213 162V161H212ZM211 162V163H212ZM214 162L212 163V164H214ZM230 162V163H231ZM24 163V162H23ZM73 162H70L69 164L71 165ZM106 163V164H105ZM202 163V164H203ZM22 164V163H21ZM74 164V163H73ZM73 164L71 165V166H73ZM114 164V163H113ZM113 164L112 165H106V169L108 170H111V172H113V173H109V175L110 176H112V175H114V173H116L117 171H118V167H116V164L114 165V167H113ZM211 164V166H213ZM216 165H215V167L217 168V163H215ZM231 164H233V166H236V165H234V163H231ZM240 164V163H239ZM239 164H237V165H239ZM258 164V165H259ZM75 165V164H74ZM220 164H218V166H219ZM241 165V164H240ZM240 165H239V168H240ZM108 166H111V167H109L108 168ZM204 166V167H203ZM233 166H231L232 168H233ZM242 166V165H241ZM201 167V168H200ZM215 167L213 168V169H215ZM248 167V166H247ZM22 168L24 169V167H22L21 166V171H22ZM112 168V169H111ZM115 168V169H114ZM117 168V169H116ZM236 168V167H235ZM249 168H251V166L249 167ZM248 168V172H253L252 171V169H249ZM253 168H255V166L253 167ZM238 170V168H236V171ZM20 171V170H19ZM116 171V172H115ZM147 171V170H146ZM203 171V169H202V172H204ZM246 172V171H245ZM248 172H246L247 174H248ZM19 173H22V172H19ZM209 173V174H210ZM16 174H18V173H16ZM204 174V173H203ZM205 174H206V172H205ZM207 174H208V172H207ZM107 176L108 177V179L106 178V176L104 177V178H102L101 180H102V182H104V181H107L103 186L102 185H100V186H102V189H105L106 191H104V194L105 195H107L108 194V196L109 195H112L114 192L112 191V189L110 190V187H109V182H110V176ZM215 175V174H214ZM218 175V174H217ZM249 175V176H248ZM246 177H245V175H244V179L243 180H245V181H238V183H240V182H246L247 180H248V182L250 183V174H248ZM252 175V174H251ZM140 176H142V175H140ZM155 176H159L160 177V175L158 174V173H156L155 174ZM154 176V177H155ZM197 176L199 177V175L197 174ZM196 176V177H197ZM213 176V175H212ZM211 176V177H212ZM110 177V178H109ZM141 178V177H140ZM157 177H155V179H156ZM200 178V177H199ZM198 178V181H200V182H198V183H200V185H201V189H200V187H197L196 185V181L195 182H193V183H195L196 185H194L193 186V188L196 186L197 188L196 189H194L193 191L194 192H192V193H190V194H188L187 195V198H189L190 199V201L191 200H196V202L197 201H199V200H197V199H200L202 196H204L203 194L205 193V190H207L206 192H207V195L209 194L208 192L210 191V189H212V188H209V187H207V188H209V191H208V189H206V186H202L203 184H202V182H201V180L202 179H199ZM201 178H202V176H201ZM215 178H217L216 177V175L213 177V178H211V180H213L214 182H215ZM234 178H236V177H234ZM248 178V179H247ZM155 179H153L152 181H151V183H153V185H154V183H155ZM203 179H206L207 180V178H206V176L205 177H203ZM218 179V178H217ZM233 179V178H232ZM101 180H100V182H101ZM222 180H226V178H221V182H223ZM228 180H231V178H228ZM225 181L227 184H229V181ZM234 180V179H233ZM203 182H204V180H202ZM207 181H210V180H207ZM233 182H235V181H233ZM205 184H206V182H204ZM213 182H211V184H212ZM231 183H232V180H231ZM207 184H210V183H207ZM240 184H242V183H240ZM245 184V183H244ZM251 184V183H250ZM250 184H248V189H247V185H246V191L248 190V191H250V189H251V187H252V190L253 189H255V186H254V188H253V186H250L249 187V185ZM152 185V184H151ZM239 185V184H238ZM48 186H50V185H48ZM239 186H242V185H239ZM262 186V185H261ZM264 186V185H263ZM262 186V187H263ZM104 187V188H103ZM211 187V186H210ZM232 187H234V186H232ZM238 187V186H237ZM244 187V185L242 186V187H240V189H236V194H235V190H234V192H233V189L230 187L229 188V191L228 190H226V191H228L230 194H228L229 196H233L234 194V197H233V200H235V201H238V202H243V204H245V202L247 201H245V199L244 200H242V197L243 198H245V196L247 197V195H252V193H253V191H256V190H258L257 192H255V193H253V194H257V199L259 198V196H258V192H262L261 193V195L262 196H264V192L261 190H259L258 188H262V187H256V190H253L252 192H251V194L249 193V192H245L244 190H245V188H243ZM17 188V187H16ZM109 188V189H108ZM198 188H199V190H198ZM203 188H204V190H203ZM0 189H2V188H0ZM23 189V188H22ZM22 189H20V191H22ZM26 189V187H24V190ZM100 189H101V187H100ZM231 189V190H230ZM28 193H30L29 192V187H28ZM109 190V191H108ZM107 191H108V193H107ZM111 191V192H110ZM203 191H204V193H203ZM212 191V190H211ZM225 191V192H226ZM241 191V193L242 194H240L239 192ZM244 191V192H243ZM106 192V193H105ZM126 192V191H125ZM198 192V193H197ZM227 192V193H228ZM27 192H26V190H25V194H26ZM28 193L26 194V195H28ZM112 193V194H111ZM124 193V192H123ZM123 193L121 194V196L123 195ZM193 193H195V194H193ZM227 193H223L224 195H222V196H227ZM232 193V194H231ZM246 193H249V194H246ZM193 194V196H191ZM197 194L199 195L198 196V198H197ZM211 194H213L212 192H211ZM239 194V195H238ZM246 194V195H245ZM36 194H34L33 196H35ZM125 195V194H124ZM195 195V196H194ZM206 195V194H205ZM243 195V196H242ZM25 195H23V197H24ZM126 196V195H125ZM124 196V197H125ZM190 196V197H189ZM201 196V197H200ZM236 196H240L241 197V200L239 201V200H237L236 199ZM253 196V195H252ZM255 196V195H254ZM29 197V199H30V201L29 202H32L33 201V198H32V196H28ZM124 197L122 196L121 198V200L123 201L124 200ZM208 197V196H207ZM215 197V196H214ZM228 197V196H227ZM240 197H238V198H240ZM249 197H251V196H249ZM249 197H248V199H249ZM24 198H27V197H24ZM23 198V199H24ZM131 198V197H130ZM129 197L128 198H126L125 197V200L123 201V202H126V203H123L122 201V203L121 202H119L118 204H120V207L122 208V209H128L129 208V210H127V211H125V212H128V211H130V207H132V205H133V199L131 198L130 199ZM192 198H194V199H192ZM213 198V197H212ZM211 198V199H212ZM235 198V199H234ZM261 198V197H260ZM201 199H204V198H201ZM200 199V201L199 202H203L202 200ZM206 199V198H205ZM210 199V200H211ZM264 199V198H263ZM263 199H261L262 201H263ZM38 201V198H37V196L35 197V201L34 202H36V204H37V201ZM210 200L209 201H207L208 203L210 202ZM214 200L216 201H218V197H217V199L216 198H214ZM214 200L212 201L211 200V202H212V205H210L211 204V202H210V204H209V206H208V203L206 202V204H207V206H205V207H210L211 208V210H212V207H213V205H215L214 207L216 208V207H218V208H216V209H214V210H216L217 212H218V210L217 209H219V210H221V206H222V204H219V203H217V206H216V203L214 204L213 202H214ZM250 200V199H249ZM260 199L259 200H257L258 202H260L261 201ZM190 201H188V203L190 202ZM228 201L230 202V201H232V198H228ZM227 201V202H228ZM234 201V202H235ZM245 201V202H244ZM32 203L31 205H29V206H33L32 208H31V210L33 209L34 210V205H35V203ZM130 202L132 203V205L130 204ZM199 202H198V204H199ZM228 202V203H229ZM233 202V201H232ZM231 202V204L233 205V203ZM250 202H251V200H250ZM247 203V202H246ZM249 203V202H248ZM247 203V204H248ZM262 203V202H261ZM261 203H259L260 205L259 206H261V207H263L262 205L264 204H262L261 205ZM190 204V203H189ZM196 204V203H195ZM219 204V205H218ZM234 204H236V203H234ZM242 204V203H241ZM242 204V205H243ZM251 204V203H250ZM204 205V204H203ZM203 205H201L200 204V206L201 207H203ZM221 205V206H220ZM246 205V204H245ZM37 206V205H36ZM200 206H199V208H200ZM219 206H220V208H219ZM235 206V205H234ZM233 206V207H234ZM166 207V206H165ZM197 207H198V205H197ZM236 207V206H235ZM242 207H244V206H242ZM246 208H248L249 207V205L247 206H245ZM244 207V208H245ZM210 208H208V210L210 209ZM241 208V207H240ZM245 208V209H246ZM251 208H252V206H251ZM250 208V209H251ZM254 208V207H253ZM165 209V208H164ZM242 209V208H241ZM255 209V208H254ZM33 210L31 211V212H33ZM35 210H36V207H35ZM203 210H205V209H203ZM207 210V211H208ZM210 210V211H211ZM244 209H242V210H238V214H239V212H242ZM258 210V209H257ZM259 210H261L260 208H259ZM258 210V211H259ZM123 211V212H124ZM206 211V210H205ZM207 211H206V213H207ZM209 211V212H210ZM247 213H246V212ZM252 211H254L253 209H252ZM257 211V212H258ZM208 212V213H209ZM263 211H260L259 213H262ZM34 213H35V211H34ZM245 213L247 214V215H245ZM254 212H249L248 210H244V214L243 215H241V217H243L244 215V219H241L242 221H243V225L241 226L240 225V221L238 222V220H237V222L236 223H234L235 224V226L237 225V223H238V226L240 225L241 227H245V228H247V226H248V228L249 227H252V226H254V224L253 223H255V225H256V222L255 221H257L258 219H257V217L255 216L256 214H253ZM41 215H39V217L40 216H42V213H40ZM115 214V213H114ZM240 214H242V213H240ZM258 215V214H257ZM259 215H262V214H259ZM18 216V215H17ZM113 216V215H112ZM118 215H116L115 214V216H113V218H114V224L115 223H119L118 222V217H117ZM238 216V215H237ZM117 217V218H116ZM120 217V216H119ZM240 217V216H239ZM238 217V219H240ZM16 218V217H15ZM204 218V217H203ZM236 219V218H235ZM257 219V220H256ZM117 220V221H116ZM177 220V219H176ZM176 220L174 219L173 220V222L175 221V223H177L178 225V228H182V230H181V228L179 229V230H177L178 232H180V230L182 231L181 233H183V232H185V233H183V234H185L184 236V242H185V244H187V243H190V241L192 240V238L194 237V235H197L196 233H195V226H197L196 224L195 225H192L193 227H194V229L192 228L191 230H193L192 232H190V228H188V226H187V228H186V224L184 225L181 221H178L177 220V222H176ZM116 221V222H115ZM231 221V220H230ZM236 221V220H235ZM264 221V220H263ZM207 222V221H206ZM205 222V224H202L201 222H199V223H201V225H200V227L202 226V228H200L201 229V232L203 233L207 228H206V226H207V224H209V223H206ZM232 222H234V220H232ZM181 225H180V224ZM233 224V225H234ZM250 224H252V226H249ZM258 224H260L259 222H258ZM261 224H262V222H261ZM233 225H232V227H233ZM263 225V224H262ZM204 226V227H203ZM234 226V227H235ZM239 226V227H240ZM260 226V225H259ZM259 226H258V228H259ZM137 227H139L138 225H137ZM198 227V226H197ZM209 227V226H208ZM231 226H229L228 228L229 229H231L230 228ZM233 227V228H234ZM237 227V226H236ZM235 227V228H236ZM241 227L239 228L240 230H241ZM264 227V226H263ZM177 228V229H178ZM224 227H220V229H218V230H220V232L218 231V233H217V236L221 239V238H223V244L224 243H229L230 245H231V248L232 249H239V248H241L242 249V246H243V248H244V246L246 247L247 246V248H249L248 246H250L249 245V242H248V245H245V242L243 243V244H241L242 243V241L240 240V242H239V240L237 239V242L235 241L236 239H233L232 237H230V232L228 231V233L227 232H225V231H227V229L225 228V230L223 229ZM245 228L243 229V231L245 230ZM255 228V227H254ZM258 228H255L256 230L258 229ZM6 230H8L7 228H5ZM197 229V228H196ZM202 229H203V231H202ZM252 229H253V227H252ZM251 229V230H252ZM136 230V229H135ZM139 229H137V231H138ZM198 230L199 229H197V233H198ZM224 230V231H223ZM234 230H238V227H237V229H233V231ZM247 230V229H246ZM255 230V231H256ZM79 231H83V230H79ZM188 231V232H187ZM207 231V230H206ZM206 231L202 234V233H200L199 234V236L201 235L202 237H203V235L205 234L206 235ZM242 231V230H241ZM249 231H250V229H249ZM254 230H253V232H254V234H253V236L254 235H256L255 233L257 232H255ZM259 231L260 230H258V232H257V236H259V235H261L260 233H259ZM4 232H7V231H4ZM4 232L2 231H0V236L2 237H5V235H4ZM26 232H28V231H26ZM25 232V233H26ZM77 232V231H76ZM75 232V233H76ZM84 232V233H83ZM83 232H77L78 234H77V237H76V243H77V246L78 247H80L79 249H82V248H84V253H85V251L87 250V247H86V250H85V247H82V246H80V245H83V246H86L85 244H89V238H88V233H89V231L87 232V231H83ZM86 232V233H85ZM90 232H92V231H90ZM187 232V233H186ZM194 232V233H193ZM199 232H200V230H199ZM224 232V233H223ZM252 232V231H251ZM252 232V233H253ZM23 233V232H22ZM16 233V236L18 235V237H21L20 239H24L23 237L25 236V233ZM162 233V232H161ZM221 233H223V235H221ZM226 233V234H225ZM234 233V232H233ZM252 233H250V237L252 236L251 234ZM2 234V235H1ZM6 234V233H5ZM22 236H21V235ZM30 233H28V234H26V237L27 236H30L29 235ZM81 234V235H80ZM84 234H85V236H84ZM87 234V235H86ZM237 234H240V231H239V233H238V231H237ZM236 234V232H235V236L237 235ZM24 235V236H23ZM90 235H92V233H90L89 234V237H90ZM188 235V236H187ZM189 235H191L192 236V238H188L189 239V241H188V239H187V237H189ZM220 235H221V237H220ZM79 236V237H78ZM159 236H160V234H159ZM252 236V237H253ZM0 237V244H2V246L3 245H8V248H7V250H9L10 249V251H12V252H14L15 254L16 253H18V254H20V253H22V251H24V253H25V250L26 249H28L29 248V246H31V245H29L27 242H23V241H21L18 237L15 239H13V240H11V241H8V242H12V241H15V244H14V242H13V244H10V243H7V239L5 240V238L4 239H2ZM81 237V238H80ZM84 237H87V238H85L84 239ZM195 237H197V236H195ZM202 237H200V239H202ZM205 237V236H204ZM80 238V239H79ZM90 238H92V237H90ZM219 238L217 239V240H219ZM233 239V241L232 242H229V241H231L230 239ZM89 239V240H88ZM172 240H173V238H171ZM197 239H199V238H197ZM250 238H248V240H249ZM17 240H19L18 242H17ZM78 240H79V243H78ZM171 240V242H173ZM222 240V239H221ZM253 240H254V237H253ZM252 240V241H253ZM6 241V242H5ZM81 241V242H80ZM104 241V240H103ZM220 241V240H219ZM235 241V242H234ZM251 241V239H250V242H252ZM23 242V243H22ZM86 242V243H85ZM91 242V241H90ZM234 242V243H233ZM254 242V241H253ZM252 242V243H253ZM257 242V240L254 242V243H256ZM20 243V244H19ZM83 243H85V244H83ZM88 244H87V246H88ZM27 245H29V246H27V248H26V246ZM54 245V243L52 244V246ZM101 245V244H100ZM12 246V247H11ZM16 246L17 247H19V248H16ZM51 246V247H52ZM91 245H89V247H90ZM7 247V246H6ZM22 247H24V249H22ZM78 247H77V249H75V250H73L72 251V253H70V255L69 256H71V254L73 255V253H74V255L73 256H71V257H73L71 260H73V261H71V260H69V256H68V260L67 259H64V258H66L65 256H66V252L65 251H63V253H61L62 252V250H60V252H58V254L59 253H61L62 255L63 254H65L64 255V258H63V260H62V255H60L59 256V258H58V256H57V251H59V250H55L54 251V253L56 252V255H55V257L57 256V259L56 258H54V256L52 257V259H49V261H50V263L52 264H61L62 262H64V263H62V264H65V263H67V262H69V261H71V264H90L91 262L93 263V264H103V263H105V264H113L112 263V260H110V258L111 257H109L108 258V256H106V258H105V256H101L102 255V253L103 252H100L101 250V248H96L95 246H91V248L92 247H95L96 249L94 250V248H92L93 249V251L94 252H96L97 250V252H100V253H98V254H100V255H98L97 254V252L95 253V255H94V257H93V251L91 250V248H90V250L91 251H86L87 253H85V256H84V253L82 254L81 252H83V251H79V249H78ZM82 247V248H81ZM89 247H88V249H89ZM102 247V246H101ZM215 247H216V245H215ZM251 247V246H250ZM15 248V249H14ZM257 248V247H256ZM259 248V247H258ZM257 248V249H258ZM211 249H212V251H211ZM213 249H214V246H212L210 249H209V251H211L212 253H213ZM254 249V248H253ZM54 250V249H53ZM100 250V251H99ZM107 250V249H106ZM250 250V249H249ZM75 251H77L76 253H77V255L78 254H80V256L78 255V256H76V254H75ZM78 251L80 252V253H78ZM108 251V250H107ZM104 252V254L105 253H107L108 254V252ZM208 251V250H207ZM214 251H215V249H214ZM254 251V250H253ZM20 252V253H19ZM27 252H28V250H27ZM91 252V253H90ZM24 253H22V254H24ZM89 253L92 255L90 258H89ZM110 253V252H109ZM208 253H210V252H208ZM212 253H210V254H212ZM13 254V253H12ZM218 255L216 256V254H214L215 256H216V258H213L212 259V261L210 262L211 264H215L217 261H218V259H220V258H223V257H225V256H223L222 255V253L221 254H219V252L217 253ZM87 255H88V257H87ZM97 255V256H96ZM109 255V254H108ZM213 255V254H212ZM219 255H221L222 257H219V258H217ZM82 256H83V258H82ZM151 256V257H150ZM79 257H81L80 259H79ZM93 257V258H92ZM100 257H101V259H100ZM155 257V258H154ZM85 258V259H84ZM92 258V259H91ZM100 259V261H102V262H99V259ZM116 258H117V255H116ZM145 258V257H144ZM146 258L148 259H145V260H147L150 264H155L156 262L158 263L160 260H159V256H157V255H153V253L151 254V252H150V254H146ZM82 259V260H81ZM104 259V260H103ZM105 259H107L106 261H105ZM114 259H115V256H114ZM152 259V260H151ZM154 259V260H153ZM157 259V260H156ZM214 259H215V261H214ZM53 260H55L56 262H54ZM62 260V261H61ZM65 260V261H64ZM67 260V261H66ZM86 260H88L87 262H86ZM93 260V261H92ZM211 260V259H210ZM222 260V259H221ZM53 261V262H52ZM74 261H76V262H74ZM81 261H82V263H81ZM84 261V262H83ZM97 262V263H94V262ZM111 261V262H110ZM19 262V261H18ZM90 262V263H89ZM147 262V263H148ZM152 262H154V263H152ZM20 263H21V261H20ZM91 263V264H92ZM146 263V264H147ZM67 264H69V263H67ZM115 264V263H114Z\"/></svg>", "mask_w": 264, "mask_h": 264}, {"label": "snow or ice", "instance_id": "3", "mask_svg": "<svg viewBox=\"0 0 264 264\" xmlns=\"http://www.w3.org/2000/svg\"><path fill=\"white\" fill-rule=\"evenodd\" d=\"M22 7V5L20 6ZM192 65L191 63L187 64L184 69L182 71H188L189 69H191ZM201 75H206L207 74V70H204L203 73H200ZM225 120L228 122H233V117H231L228 112L227 109H225ZM198 238V237H197ZM0 264H2V262H0ZM69 264H71V262H69Z\"/></svg>", "mask_w": 264, "mask_h": 264}]
</instances>
